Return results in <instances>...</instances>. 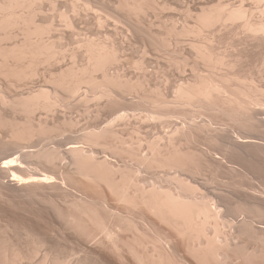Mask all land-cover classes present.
<instances>
[{
	"label": "bare ground",
	"instance_id": "6f19581e",
	"mask_svg": "<svg viewBox=\"0 0 264 264\" xmlns=\"http://www.w3.org/2000/svg\"><path fill=\"white\" fill-rule=\"evenodd\" d=\"M78 1V0H77ZM90 1V0H89ZM95 2V0H93ZM98 1V0H96ZM102 1V0H100ZM117 1V0H116ZM115 1V2H116ZM123 1V0H122ZM145 2V0H143ZM153 1V0H152ZM162 1V0H161ZM176 1V0H175ZM179 3L181 2V5H183V9L184 7H186L185 11L187 12V15H191L190 13L192 9L196 8L197 10V17L195 16V26H193L194 28L192 29V27L189 26H185L187 29H185L183 27V30H181L182 32L179 31H175V29H173L174 31H170V33H177L178 36L179 33H183L182 36L189 34H203V31L205 30H216L215 28H219L221 25L224 26V28H221V31H223L225 28L227 29L228 24H231V26L233 24L237 25L236 23H239L238 25V30L236 33H238L239 30H242L243 32L246 33V35L248 36V38L246 39V35H245V39L244 37V33H243V39L240 42H244L245 40H247L249 42L250 39V47L253 46L254 47V51L256 48V51L258 50V48H260L261 50L264 47V0H192L190 2H186V0H177ZM188 1V0H187ZM246 1H249V3L256 5L255 7L257 9H253V12L255 10H258L257 12L260 14H254V15H258V18L255 16L253 17V12L251 14L252 10L249 6L248 8H246L244 6V4H247ZM44 2V0H0V30L4 31V35L3 37L0 36V42L1 39L2 41L5 40V38H11L13 37L15 34L13 33V29H17V28H21L24 31V35L26 36V40H23V44L21 43L20 46H14V48H7L1 46L0 47V56H2L1 59H3L1 62V68H0V75L3 77H6V80L11 79H19V80H25V79H31V77L34 76V78L37 76H41L37 75V71H39V67L37 66L38 64H46V63H50V61H56L57 57H59V55L57 54V52L59 53V51L56 49H54V43L50 44L47 41L44 40V35H47L48 31L51 29L50 27H42L40 24V26H38V23L36 24L34 21L35 16H32V13L30 17L26 16L23 9L24 8H30L33 5H37L38 3H42ZM133 2V0H132ZM128 0L123 1V5L125 7H127L129 9L130 12H133V14L137 11V12H147L145 10V6H142L140 2V4H136L134 2V4ZM71 3V2H70ZM76 3V2H75ZM85 3V2H84ZM104 3V1H103ZM132 3V4H131ZM161 3V2H160ZM174 3V2H173ZM45 4V3H44ZM48 4V3H47ZM90 4V3H89ZM97 4V3H96ZM101 4V2H100ZM99 4V5H100ZM105 4V3H104ZM111 4V3H110ZM113 4V3H112ZM115 4V3H114ZM144 4V3H143ZM170 4V3H169ZM176 4V3H175ZM178 4V3H177ZM72 5V4H71ZM84 5V4H83ZM82 5V6H83ZM94 5V4H93ZM146 5V4H145ZM154 5V4H153ZM157 5V4H156ZM162 5V4H161ZM167 6H169L168 4H166ZM165 5V6H166ZM180 5V6H181ZM53 6V4L51 5ZM60 6V5H59ZM73 6V5H72ZM78 6V5H76ZM92 6V5H91ZM96 6V5H95ZM106 6V5H105ZM164 6V7H165ZM166 6V7H167ZM37 7V6H36ZM39 7V6H38ZM87 9H91L92 8H88ZM153 7V6H152ZM159 7V5L157 6ZM181 7V9H182ZM42 8V7H41ZM48 8V7H47ZM73 8V7H71ZM97 8V7H95ZM102 8V7H100ZM109 8V7H108ZM117 6L115 7L116 10ZM126 8V9H127ZM170 8V7H169ZM31 9V8H30ZM45 9V8H44ZM73 9H76V7L74 6ZM121 9V8H120ZM159 9V8H158ZM172 9V8H171ZM175 9V8H174ZM33 15L35 14V12H37V10H39V8H36L34 10V8L32 9ZM79 10V7H78ZM83 10V8L81 9ZM108 10V9H106ZM157 10V9H156ZM163 10V9H162ZM167 10V9H166ZM26 11V10H25ZM42 11V10H40ZM74 11V10H73ZM72 11V12H73ZM87 11V10H86ZM105 10H103L104 12ZM117 11V10H116ZM122 10H120L119 12L121 13ZM28 12V11H27ZM26 12V13H27ZM75 12V11H74ZM95 12V10L93 11ZM92 14L94 16H97V12ZM108 12V11H107ZM118 12V13H119ZM150 12V11H149ZM159 12V11H158ZM157 12V13H158ZM161 12V9H160ZM169 12V11H168ZM176 12V11H175ZM185 12V13H186ZM195 12V10H194ZM29 13V12H28ZM27 13V14H28ZM39 13V12H38ZM41 13V12H40ZM59 13V12H58ZM64 13V12H63ZM62 13V14H63ZM79 13V12H78ZM86 13V12H85ZM84 13V14H85ZM128 13V12H127ZM174 13V12H173ZM182 13V14H185ZM37 14V13H36ZM61 14V15H62ZM65 14V13H64ZM73 14V13H71ZM82 14V12H81ZM106 14V13H104ZM103 14V15H104ZM115 14V12L113 13ZM123 14V13H122ZM126 14V13H125ZM123 14V15H125ZM141 14V13H140ZM144 14V13H143ZM148 14V13H147ZM169 14V13H167ZM196 14V13H195ZM194 14V15H195ZM40 15V14H38ZM44 15V14H43ZM57 15V14H56ZM112 15V14H111ZM129 15V14H128ZM136 15V13H135ZM139 15V13H138ZM146 15V13H145ZM150 15V13H149ZM156 15V13H155ZM154 15V16H155ZM188 15V16H189ZM41 16V15H40ZM45 16V15H44ZM66 16V14H65ZM68 16V15H67ZM81 16V15H80ZM102 16V13H101ZM113 16V15H112ZM160 16V15H159ZM162 16V15H161ZM175 16V15H174ZM185 16V15H184ZM187 16V17H188ZM260 16V17H259ZM64 16H62L61 21H63ZM79 17V16H78ZM105 17V15H104ZM114 17L116 18L117 16L114 15ZM125 17V16H123ZM122 17V18H123ZM149 17V16H148ZM168 17V16H167ZM176 17V16H175ZM181 17V16H180ZM48 18V17H47ZM60 18V15H59ZM71 18V17H70ZM88 18V17H86ZM97 18V17H96ZM106 18V17H105ZM130 18V17H128ZM135 18V17H134ZM137 18V16H136ZM145 18V16H144ZM143 18V19H144ZM172 17H170L169 19H171ZM177 18V17H176ZM44 19V18H43ZM46 19V17H45ZM44 19V20H45ZM66 19V18H65ZM81 19V18H80ZM91 19V18H89ZM88 19V20H89ZM99 18H97L98 20ZM110 19V18H109ZM107 19V20H109ZM119 19V17H118ZM121 19V18H120ZM119 19V20H120ZM127 19V18H126ZM131 19V18H130ZM152 19V17L149 18V20ZM163 19V18H162ZM37 20V19H36ZM49 20V19H48ZM69 20V18H68ZM67 20V21H68ZM86 20V19H85ZM101 17L98 20V23L100 24ZM125 20V19H124ZM133 20V19H132ZM139 20V19H138ZM142 20V19H141ZM148 20V19H147ZM153 20V19H152ZM150 20V22L152 21ZM168 19L165 20V26H166V21ZM173 20V19H172ZM176 20V19H175ZM179 20V19H178ZM185 19H183L184 21ZM187 20V19H186ZM192 21V17L190 19ZM43 21V20H42ZM51 21V20H50ZM49 21V22H50ZM53 21V20H52ZM82 21V20H81ZM103 21V20H101ZM112 21V20H111ZM121 21V20H120ZM123 21V19H122ZM65 22V21H64ZM85 22V21H84ZM125 22V21H124ZM132 21L128 23L130 24ZM138 22V21H137ZM149 22V21H148ZM147 22V23H148ZM149 22V23H150ZM157 22V21H156ZM186 22V21H185ZM51 23V22H50ZM49 23V24H50ZM67 23V22H65ZM77 23V22H76ZM93 23V22H91ZM97 23V22H96ZM97 23V24H98ZM116 23V22H115ZM126 23V24H128ZM160 24V22H158ZM170 23V22H169ZM172 23V22H171ZM191 23V22H190ZM194 23V22H193ZM43 24V23H42ZM46 24V23H45ZM48 24V23H47ZM78 24V23H77ZM85 24V23H84ZM98 24V26H99ZM106 24V23H105ZM122 24V23H121ZM134 24V22H133ZM136 24V23H135ZM145 24V23H144ZM152 24V23H151ZM156 24V23H155ZM174 23H172L171 26H173ZM183 24V23H182ZM185 24V23H184ZM189 24V22H188ZM52 25V24H51ZM101 29L104 25L100 24ZM108 25V24H107ZM106 25V26H107ZM119 25V24H118ZM132 25V24H131ZM168 25V23H167ZM220 25V26H219ZM226 25V27H225ZM235 25L233 27H235ZM53 26V25H52ZM73 25H71L72 30L75 29V27H73ZM114 26V25H113ZM130 26V25H129ZM134 26V25H133ZM132 26V27H133ZM136 26V25H135ZM142 26V25H141ZM140 26V27H141ZM149 26V25H148ZM159 27V25H157ZM161 26V24H160ZM163 26V25H162ZM175 26V25H174ZM184 26V25H183ZM219 26V27H218ZM63 27V26H62ZM67 27V26H66ZM65 27V28H66ZM70 27V28H71ZM120 27V26H119ZM139 24L137 28H140ZM169 27V26H168ZM177 27V25L175 26V28ZM181 27V26H180ZM69 28V27H68ZM67 28V29H68ZM69 28V29H70ZM94 28V27H93ZM92 28V29H93ZM109 28V27H108ZM115 28V27H114ZM130 28V27H129ZM143 28V27H142ZM146 28V27H145ZM151 28V27H150ZM161 28V27H160ZM230 31H232L230 28L232 27H228ZM15 29V31H16ZM21 29H17L20 30L21 32H23ZM58 29V28H57ZM99 29V28H98ZM100 29V30H101ZM110 29V28H109ZM128 29V28H127ZM134 29H136L134 27ZM133 29V30H134ZM157 29V28H156ZM155 29V30H156ZM235 29V28H234ZM48 30V31H47ZM55 30V29H54ZM53 30V31H54ZM63 30V29H62ZM76 30V29H75ZM122 30V29H120ZM119 30V31H120ZM139 30V29H138ZM145 30V29H140ZM139 30V32H140ZM147 30V29H146ZM154 30V28H153ZM159 30V29H158ZM157 30V31H158ZM167 30V29H166ZM177 30V29H176ZM212 30V31H213ZM89 31V30H88ZM91 31V30H90ZM104 31V30H103ZM109 31V30H108ZM112 31V30H110ZM115 31V30H114ZM117 31V29H116ZM135 31V30H134ZM133 31V32H134ZM156 31V33H157ZM195 31V32H194ZM213 31V32H214ZM218 31V29H217ZM219 31V36H222L223 33ZM226 31V32H225ZM224 32L227 34V30H225ZM234 31V30H233ZM240 31V32H242ZM55 32V31H54ZM74 32V31H73ZM86 32V31H85ZM124 32V31H123ZM148 32V31H147ZM146 32V33H147ZM163 32V31H162ZM165 32V31H164ZM168 32V31H167ZM193 32V33H192ZM210 32V31H209ZM221 32V33H220ZM235 32H234V36H235ZM2 33V32H1ZM15 33V32H14ZM51 33V32H50ZM81 33V32H80ZM138 33V32H137ZM135 33V34H137ZM142 33V32H141ZM150 33V31H149ZM155 33V32H154ZM153 33V34H154ZM169 33V35H170ZM186 33V34H185ZM208 33V32H207ZM216 33V32H215ZM213 33V34H215ZM229 33V32H228ZM3 34V33H2ZM54 34V33H53ZM63 34V33H62ZM77 34V33H76ZM111 34V33H110ZM124 34V33H122ZM145 34V32H144ZM159 34L160 31H159ZM165 33H163L162 35H164ZM168 34V33H167ZM176 34V35H177ZM188 34V35H189ZM197 34V35H198ZM212 34V36H214ZM222 34V35H221ZM241 34V33H240ZM13 35V36H11ZM60 35V34H59ZM114 35V34H113ZM117 35V34H115ZM126 35V34H125ZM129 35V33H128ZM143 35V34H142ZM175 35V36H176ZM197 35L196 38L198 37ZM230 35L231 34H227ZM34 36L39 37V39L37 38L33 40V38H35ZM81 36V35H79ZM78 36V37H79ZM106 36V35H105ZM123 36V35H122ZM132 36V35H131ZM152 36V35H151ZM194 36V35H193ZM218 35L216 34V37ZM233 36V34H232ZM17 38L19 36H16ZM23 37V36H22ZM21 37V38H22ZM42 37V38H41ZM48 37V36H47ZM83 37V36H82ZM117 37V36H116ZM121 37V36H120ZM125 37V36H124ZM145 37V36H144ZM147 37V36H146ZM153 37V36H152ZM151 37V38H152ZM157 37V36H156ZM155 37V39H156ZM173 37V36H172ZM177 37V36H176ZM175 37V38H176ZM192 37V36H191ZM189 37V38H191ZM200 37V36H199ZM239 37V36H238ZM241 37V35H240ZM4 38V39H3ZM62 38V36H61ZM60 38V40H61ZM81 38V37H80ZM84 38V37H83ZM114 38V37H113ZM126 38V37H125ZM150 38V39H151ZM160 38V37H159ZM157 38V39H159ZM166 38V36H165ZM170 38V37H168ZM186 38V37H185ZM188 38V37H187ZM193 38V37H192ZM201 38V37H200ZM214 38V39H213ZM221 38V37H220ZM237 38V37H236ZM235 38V40H236ZM48 39V38H47ZM51 39V38H50ZM59 38H57L58 40ZM65 39V38H64ZM70 39V38H69ZM86 39H89V37H86ZM92 39V38H91ZM106 39V38H104ZM103 39V40H104ZM115 39V38H114ZM123 39V38H122ZM149 39V38H148ZM149 39V40H150ZM155 39H152L153 42ZM178 39V37H177ZM183 39V37H182ZM213 41L215 40V37H212ZM240 39V38H238ZM237 39V40H238ZM17 40V39H16ZM94 39H92L93 41ZM98 40V39H96ZM101 40V39H100ZM102 40V41H103ZM161 40H163L161 38ZM170 40V39H169ZM200 40V39H199ZM204 40V39H203ZM236 40V42H237ZM11 41V40H10ZM13 41V40H12ZM25 41V42H24ZM82 41V40H81ZM79 41V42H81ZM84 41V40H83ZM82 41V42H83ZM86 41V40H85ZM84 41V42H85ZM105 41V40H104ZM103 41V42H104ZM113 41V40H112ZM117 41V40H116ZM121 41V40H120ZM151 41V40H150ZM159 41V40H158ZM165 41V40H164ZM184 41V40H183ZM195 41V40H194ZM208 41V40H207ZM222 41V40H221ZM245 41V42H247ZM6 42V41H5ZM21 42V41H20ZM89 42V43H88ZM86 42V45L84 43L83 47L85 46L86 51L89 53L87 54V52L85 51V55L87 56L89 61L88 64L84 65V67L79 65L77 66V64H73L72 68L70 66L71 69L69 70H64L62 71L60 69V74L58 73L57 77H55V79L53 80L54 84L57 86V88H61L64 92V94L66 95L68 93V97H66V99H76L77 97H80L82 99H80L79 102H86L88 103V96L86 94H82L85 96V98L82 97V95L78 96L80 94V91L82 89H84L83 87L85 86L86 88H89L91 91L90 93H92V99L93 101H95L94 99H96L98 101V103H102V101H104L103 103H105V101H107L106 97H109L111 94V96L108 98L109 99V105L112 103L113 101L116 102L119 100L118 95L120 96L119 93H124L123 91L120 90H124L127 87H123V82H122V78L118 75H115V73H113L115 76H113L110 72L111 69L110 67H113L112 65H115L116 63H118L119 60V51L113 47L112 45H107L106 43H90V41ZM98 42V41H97ZM130 42V41H129ZM143 42V41H142ZM152 42V41H151ZM152 42L151 46L154 44ZM157 42V41H156ZM161 42V41H160ZM159 42V43H160ZM178 42V41H177ZM198 42V41H196ZM211 40H209L210 44H213L214 42H212ZM244 42V43H245ZM57 43V42H56ZM68 43V42H67ZM70 43V42H69ZM74 43V42H73ZM88 43V44H87ZM159 47L163 44H159ZM163 43V42H162ZM170 43V41H169ZM176 43V42H174ZM186 42H184L185 44ZM188 43V42H187ZM193 43V42H192ZM191 43V44H192ZM200 43V42H199ZM207 43V42H205ZM10 44V43H9ZM13 44V43H12ZM60 44V41H59ZM81 44V43H80ZM83 44V43H82ZM81 44V45H82ZM125 44V43H124ZM130 44V43H129ZM156 44V43H155ZM168 44V41H167ZM166 44V46H168ZM189 44V43H188ZM241 43H239L240 45ZM247 44V43H245ZM6 45V44H5ZM80 45V46H81ZM119 45V44H118ZM121 45V44H120ZM131 45V44H130ZM175 45V44H174ZM186 45V44H185ZM214 45V44H213ZM220 45V44H219ZM238 45V43L236 44V46ZM75 46V45H74ZM165 46V47H166ZM180 46V44H179ZM195 46V44L193 45V47ZM198 46V45H197ZM218 46V45H217ZM248 46V45H247ZM248 46V48H249ZM56 47V46H55ZM82 47V46H81ZM88 49H87V48ZM122 47V46H121ZM126 47V46H125ZM145 47V46H144ZM158 47V46H157ZM169 47V46H168ZM172 47V46H171ZM183 47V46H182ZM190 47V46H189ZM192 47V48H193ZM196 47V46H195ZM243 47V44H242ZM240 47V49L242 48ZM246 47V46H244ZM243 47V48H244ZM5 48V49H4ZM76 48V47H75ZM161 48V47H160ZM164 48V46H163ZM170 48V47H169ZM168 48V49H169ZM213 48V47H212ZM210 47L207 46H202L199 45L197 48H195L196 55L199 58V61L201 60L202 63L206 64L207 67L209 66V68L211 69L212 72H215L217 70L218 67L222 66V68L227 65L230 64L229 61H227V59L225 60V56L223 55V57H221L220 55L218 56L217 54H215L214 50ZM58 49V48H57ZM61 49V48H60ZM73 49V48H72ZM79 49V47H78ZM77 49V50H78ZM177 49V48H175ZM237 49V47H236ZM239 49V47H238ZM239 49V51H240ZM245 49V48H244ZM252 49V48H251ZM259 49V50H260ZM5 50V51H4ZM82 50V49H81ZM171 50V49H170ZM243 51V49H241ZM252 50V51H253ZM260 50V51H261ZM264 50V49H263ZM67 51V50H66ZM128 51V50H127ZM142 51V50H141ZM146 51V50H145ZM163 51V49H162ZM182 51V50H181ZM186 51V50H184ZM184 51L183 54L185 53ZM188 51V50H187ZM193 51V49H192ZM237 51V50H236ZM241 51V52H242ZM250 51V49L248 50V52ZM250 51V52H252ZM255 51V52H256ZM61 52V51H60ZM65 52V51H64ZM70 52V51H69ZM72 52V51H71ZM77 52V51H76ZM122 52V51H121ZM175 52V51H174ZM178 52V51H177ZM195 52V51H194ZM238 52V51H237ZM236 52V54H237ZM244 52V51H243ZM242 52V53H243ZM246 52V51H245ZM258 52V51H257ZM256 52V53H257ZM123 53V52H122ZM125 53V52H124ZM132 53V52H131ZM136 53V52H135ZM134 53V54H135ZM160 53V52H159ZM189 53V52H188ZM227 53V52H226ZM235 53V51H234ZM62 54V53H61ZM67 54V53H66ZM71 54V53H70ZM73 54V53H72ZM81 54V53H80ZM178 54V53H177ZM176 54V55H177ZM195 54V53H194ZM235 54V55H236ZM238 54L240 55V53L238 52ZM124 55V54H123ZM122 55V56H123ZM140 55V54H139ZM148 55V54H145ZM144 55V56H145ZM242 55V54H241ZM240 55V56H241ZM260 55H264V53ZM57 56V57H56ZM65 56V55H64ZM71 56V55H70ZM81 56V55H79ZM83 56V57H84ZM127 56V55H126ZM131 56V55H130ZM143 56V55H142ZM160 56V55H158ZM184 56V55H183ZM231 56V55H230ZM239 56V57H240ZM56 57V58H55ZM135 57V56H134ZM167 57V56H166ZM185 57V56H184ZM75 58V55H74ZM73 58V59H74ZM121 58V56H120ZM168 58V57H167ZM172 58V57H171ZM174 58V57H173ZM186 58V57H185ZM196 58V57H195ZM228 58V57H227ZM237 58V60H236ZM235 58L236 61H238V56ZM241 58V57H240ZM246 58V57H245ZM54 59V60H53ZM63 59V58H62ZM145 59V58H143ZM157 59V58H156ZM169 59V58H168ZM193 59V58H192ZM230 59V58H229ZM264 59V58H263ZM26 60V63L29 61V63L24 64V62L19 63L18 61H23ZM28 60V61H27ZM59 59H57L58 61ZM67 60V59H66ZM77 60V59H76ZM82 60V59H81ZM85 60V59H84ZM197 60V59H196ZM232 60V58L230 59ZM234 60V59H233ZM232 60L231 63H233L234 61ZM17 61V62H16ZM54 62L57 63L58 62ZM71 61V58H70ZM145 61V60H144ZM147 61V60H146ZM154 61V60H153ZM165 61V60H164ZM180 61V60H179ZM184 61V60H183ZM191 61V60H190ZM200 61V62H201ZM264 63V60H262ZM16 62V63H15ZM75 62V60H74ZM82 62V61H80ZM84 62V61H83ZM125 62V61H124ZM143 62V61H142ZM172 62V61H171ZM227 63V65H224V63ZM240 62V61H239ZM19 63V64H17ZM22 63L24 65H22ZM77 63V62H76ZM127 63V62H126ZM167 63V62H166ZM174 63V61H173ZM182 63V61L180 62ZM225 63V64H226ZM235 63V62H234ZM238 63V62H237ZM235 63V64H237ZM43 64V65H44ZM51 64V63H50ZM65 64V63H64ZM82 64V63H81ZM121 64V63H120ZM130 64V63H129ZM136 66L138 63H135ZM145 64V63H143ZM149 64V62H148ZM178 64V63H177ZM183 64V63H182ZM21 65V66H20ZM67 65V64H66ZM140 65L142 66L141 62ZM147 65V64H146ZM153 65V64H152ZM176 65V64H175ZM195 65V64H194ZM233 65V64H232ZM239 65V64H237ZM27 66V67H26ZM42 66V65H39ZM45 66V65H44ZM47 66V65H46ZM49 66V65H48ZM56 66V65H55ZM59 66V65H58ZM61 66V65H60ZM116 66H119L116 65ZM170 66V65H169ZM178 66V65H177ZM183 66V65H182ZM188 66V63H187ZM197 66V65H196ZM236 65H233V67ZM247 66V65H246ZM263 64L261 63L262 67ZM38 67V70L37 68ZM43 67V66H42ZM54 67V66H53ZM145 67V66H144ZM149 67V66H148ZM164 67V66H163ZM171 67V66H170ZM174 68V66H172ZM180 67V66H179ZM178 67V69H179ZM222 68H218L222 69V72H219L221 74H218L219 80H215L214 78H216L218 75L216 71V73H211L215 74L212 75L213 77H206V76H199L200 74H198L199 77H196V80H191L188 81V84H186V86H184L185 84L182 83V85H180V83L178 85H180L181 87H178L179 91H177V95L174 96L176 98V100L178 102H182L187 103V104H200V106L202 105V107H204L205 109H207V112L209 113H220L221 116L225 117L227 119V121H222L224 125L227 127H231L230 129L233 130V128L236 126L240 127L243 130H239V132L235 133L234 131L231 133V130L229 129H220L219 131H226L223 133H217L218 131H216V135L214 132V125L216 123H213L212 121L214 119H212L211 121H209L207 124L205 122L204 125H200L198 124L195 120L194 123H192V125H190L191 123H186V125L183 124H178L175 125L174 124V128L175 126H177L175 128V130L173 131L174 128H170L172 129L171 131H167V132H171V135H168L167 138L165 136H159V138L154 139L152 142H150V146L148 144V146L150 147V153L147 151L146 153H148L149 156H147V154L145 153L146 157H144L145 155H143L142 157H140V152L136 153L139 155H135L136 159L138 158L139 163H141L143 166H147V170L150 168L151 173H154L153 171H156L157 167L158 171H160V168H164V170H168V175L170 174V172H174V174L172 173L171 175H174V177H170L171 175H169L168 180H170L168 183L171 184L174 180L175 181V188H171V186L169 185L170 188H164L167 187L168 184L166 185V182L162 183L160 180L157 181L160 182L162 184V186H160L161 184H159V186L161 188H158L157 185H150L147 186L150 189L147 190V188L145 189V186L143 187L141 184L139 183V181H137L136 179V172L132 170V173L130 172L129 174L125 173V171H128V168L123 166L122 167H118L117 169L112 168V166L114 167V165H110V161L109 158L104 157L105 155L104 152L100 155L99 152V157H97L98 155L96 154V150L95 148H99L102 147L103 148H108L106 147L107 145L109 146V144L107 143L108 141H106V138L109 137L110 135H113V132H116L119 130V128H115L118 124L115 123H119L121 126L122 122L123 123H128V121H131V119H137V117L135 118H130L131 114L130 113H125L122 109V111L124 113H122L120 110L119 111V115H118V111L115 112L114 115H110L109 118H111L113 116L112 119H114V121H111L108 118V122H111V124H107L105 123V125H109L108 127L105 126L101 131H94L91 130L89 131V133L84 134L85 132H83L82 134H74L73 136H71L70 140H64L63 139V143L64 141H66L64 143V145L61 146L60 141H58L60 143V146L57 148L55 147H44L41 148L40 150L34 151L31 150L30 147H26L23 145V142L25 140H27L29 137L35 135L37 133V135L40 133V135L44 134V128L42 127V123L40 125H34V119L32 120L33 122H31L34 126H38L39 127V131L38 129L35 130L37 127H35V129L33 127L29 126L28 127H24V125L22 127H19L18 124L16 123L18 121H16L15 119L17 118H11L13 121H16L15 126L11 124V128H12V132H11V138L12 140L9 141L8 143H5L3 140H5V138H3V140L0 142V205L1 202L6 201L8 202H12L13 199L18 198L20 200H25L23 201L25 202H30V201H35L37 202V200L39 201L38 204L40 203V201L42 202H46L45 198L47 197V193L48 192H54V193H66L68 191V186L69 184L74 186L76 185V187L78 186V190L84 192L82 194H85V196H78V198H73V202L72 205L70 206V210L68 209V211H64L62 210L60 207L55 206L54 204V211L52 209V211L54 212V216H55V220L57 219L58 222L60 221L61 225L63 227H65L66 229H68L70 232H72L71 238H74L77 240L75 244L77 245V249L79 250L80 257L79 259H77V261L75 262V264H129L128 260L126 258V256L129 254V256H131V260L134 259V261L132 260V262H136L137 264H176L177 260H179L181 262V264H264V233L256 230L257 228H255V223L259 218V220L263 219L264 220V190L263 192L261 189L258 190L259 188H256L255 186H253L252 182H254V179H251L253 181H250V179L248 181L251 182V185L245 187V186H240L237 183H234V180H236L235 182H237V180H240L241 178L243 179H247L248 177H250L251 175H257L256 177H259L258 174L254 171L257 170L255 167H264V99L261 100V98L264 95V88L262 87V85H260V79L258 80L259 82H256L257 80L256 77L258 76L259 78V73L257 76L255 75L254 80H248L251 78L248 77H244L238 73H235V76L232 75L234 77V79H236V81H234L233 77L230 76L229 74L226 73H233L231 71V65H229V67H231L230 69L226 67ZM237 67V66H236ZM236 67H234L232 70H234ZM260 67H258L260 69ZM45 68V67H44ZM49 68V67H48ZM51 68V67H50ZM59 68V67H58ZM66 68V67H65ZM118 68V67H116ZM115 68V69H116ZM128 68V67H127ZM126 68V69H127ZM153 68V67H152ZM54 69V68H53ZM137 69V68H136ZM141 69V67H140ZM171 69V68H170ZM181 69V68H180ZM186 69V68H185ZM199 69V68H198ZM204 69V68H203ZM45 70V69H44ZM48 70V69H47ZM113 70V69H112ZM120 70V69H118ZM124 70V69H123ZM130 70V69H129ZM133 70V69H132ZM131 70V71H132ZM135 70V69H134ZM138 70V69H137ZM157 70V69H155ZM206 70V69H205ZM224 70V71H223ZM236 70V69H235ZM261 70H263V68L260 69L259 72H261ZM127 71V70H126ZM160 71V70H159ZM176 71V70H175ZM193 71V69H192ZM210 71V72H211ZM221 71V70H220ZM231 71V72H230ZM257 71V69H256ZM264 71V70H263ZM43 72V70H42ZM45 72V71H44ZM49 72V71H48ZM102 73V76L100 78L101 81L98 80V78L96 77V74ZM117 72V69H116ZM122 72V71H121ZM143 72V71H142ZM171 72V71H170ZM179 72V70H178ZM194 72H196L194 70ZM209 72V73H210ZM258 72V71H257ZM46 73V72H45ZM55 73V72H54ZM156 75V72H154ZM158 73V72H157ZM162 73V72H161ZM177 73V72H176ZM183 73H185L183 71ZM206 73V72H205ZM48 74V73H47ZM50 74V73H49ZM121 74V73H120ZM123 74V73H122ZM140 74H142L140 72ZM139 74V75H140ZM145 74V72H144ZM148 74V72L146 73ZM145 74V75H146ZM182 74V73H181ZM196 74V73H195ZM207 74V73H206ZM223 74V75H222ZM225 74V75H224ZM237 74L239 77L242 76V78L237 79ZM249 74V73H248ZM253 74V73H252ZM36 75V76H35ZM51 75V74H50ZM125 75V74H124ZM136 75V74H135ZM144 75V76H145ZM167 75V74H166ZM174 75V74H173ZM172 75V76H173ZM197 75V74H196ZM210 75V76H211ZM263 75V72H262ZM260 75V77L262 76ZM44 76V75H43ZM122 76V75H121ZM131 76V75H130ZM143 76V75H142ZM143 76V77H144ZM148 76V75H147ZM161 76V75H160ZM163 76V75H162ZM170 76V75H169ZM184 76V75H183ZM47 77V75L45 76ZM51 77V76H50ZM123 77V76H122ZM150 77V76H149ZM157 77V76H156ZM159 77V74H158ZM166 77V76H165ZM251 77V76H250ZM252 77V78H253ZM126 78V77H125ZM138 78V77H137ZM136 78V80H137ZM155 78V77H153ZM185 78V77H184ZM246 78H248L246 80ZM264 80V77H262ZM1 79V78H0ZM10 79V80H11ZM51 79H53L51 77ZM139 79V78H138ZM144 79V78H143ZM164 79V77H163ZM162 79V80H163ZM168 79V78H167ZM187 79V78H186ZM189 79V78H188ZM192 79V78H191ZM218 79V77L216 78ZM4 80V81H6ZM36 80V79H35ZM46 80V79H45ZM142 80V79H141ZM145 80V79H144ZM142 80V82L144 81ZM147 80V79H146ZM145 80V81H146ZM154 80V79H153ZM158 80V79H156ZM166 80V78H165ZM169 80V79H168ZM167 80V81H168ZM175 80V77H174ZM262 80V79H261ZM12 81V80H11ZM18 81V80H17ZM40 81V80H39ZM128 81V80H127ZM134 80L132 79V81H128L129 82H133ZM140 81V79L138 80ZM164 81V80H163ZM178 81V80H177ZM184 81V80H183ZM193 81V82H192ZM238 82L241 83L243 85L238 86V84H233L234 82ZM243 81V82H242ZM249 84H247L248 82ZM253 81V82H251ZM13 82V81H12ZM52 80L49 81V83H51ZM52 82V84H53ZM141 82V83H142ZM190 82V83H189ZM245 82V83H244ZM9 83V82H8ZM32 83V81H31ZM46 83V82H45ZM127 84V82H125ZM165 83V82H164ZM174 83V82H173ZM254 84H258L262 87H260L259 85L256 86ZM1 84V83H0ZM7 84V83H6ZM15 84V83H14ZM13 84V85H14ZM20 84V83H18ZM136 84V83H135ZM146 84V83H145ZM148 84V83H147ZM168 82L165 85H167ZM32 85V84H31ZM41 85V86H40ZM39 86L37 85V88L34 86V91L32 90V92H26L24 93V96L26 94V96L24 97L23 95H20V99L17 98L16 99H11L10 97L7 99V97H5L6 95H4L1 91H0V105L5 106L4 108H10L8 109V111L12 110L11 112H15L14 114H18L19 112L24 113L28 116L32 115V118L36 115V113H38L39 111H48V112H53L56 108H63V106L65 105H60V103H64V100H62L63 102H60V99H62L60 96H62L60 93H62L61 89L58 95V89L56 90V94L54 93V96L56 95L57 97L59 96V98H57L55 96V98L53 99L51 97V94L49 92L48 89H44L46 86H44L43 84H40ZM43 85V88H42ZM47 85V84H46ZM54 85V86H55ZM133 85V84H131ZM130 85V86H131ZM137 85V84H136ZM139 85V84H138ZM137 85V86H138ZM141 85V84H140ZM172 85V84H171ZM170 85V86H171ZM176 85V84H175ZM237 85V86H236ZM9 86V85H8ZM27 86V84H26ZM25 86V87H26ZM52 86V87H54ZM163 86V84H162ZM169 87V85H167ZM184 86V87H182ZM113 87L115 89V87L117 88V90L119 91L118 95H117V99H115L116 94L114 93V91H117L116 89L112 92ZM135 87V86H134ZM142 87V85L140 86ZM144 87V86H143ZM148 87V86H147ZM152 87V86H151ZM260 87V88H259ZM13 88V87H12ZM11 88V89H12ZM24 88V87H23ZM22 88V89H23ZM31 88V87H30ZM119 88V89H118ZM121 88V89H120ZM132 88V86H131ZM138 88V87H137ZM161 88V86H160ZM176 88V86H175ZM7 89V88H6ZM10 89V90H11ZM20 89V87H19ZM50 89V88H49ZM52 89V88H51ZM141 89V88H139ZM154 89V88H153ZM152 89V90H153ZM177 89V88H176ZM14 90V89H13ZM16 90V89H15ZM36 90V91H35ZM88 90V89H87ZM86 90V91H87ZM134 90V89H133ZM132 90V92H133ZM145 90V89H144ZM148 90V89H146ZM145 90V92H146ZM151 90V92H153ZM162 90V89H160ZM166 90V88L164 89ZM163 90V91H164ZM18 91V90H17ZM16 91V92H17ZM21 91V90H20ZM29 91H31V89H29ZM86 91H84V93H86ZM88 91V92H89ZM127 91V90H126ZM125 91V92H126ZM129 91V90H128ZM131 91V90H130ZM157 91V90H156ZM176 92V90H174ZM173 90L171 92H174ZM55 92V90L53 91ZM82 92V91H81ZM136 92V90H135ZM140 92V91H139ZM150 92V90L148 91ZM150 92V93H151ZM167 92V91H165ZM174 92V93H175ZM115 95H114V94ZM127 93V92H126ZM159 93V92H158ZM158 93L156 95H158ZM17 94V93H16ZM28 94V95H27ZM137 93H135L136 95ZM144 94V93H142ZM149 94V93H148ZM155 94V92H154ZM166 94V93H165ZM164 94V95H165ZM173 94V93H172ZM130 95V94H129ZM134 95V94H133ZM139 95V93H138ZM163 95V94H162ZM169 95V94H168ZM171 95V94H170ZM174 95V94H173ZM260 95V96H259ZM17 96V95H16ZM67 96V95H66ZM122 96V95H121ZM120 96V98H121ZM125 96V95H123ZM122 96V97H123ZM131 96V95H130ZM141 96V95H140ZM143 96V95H142ZM146 96V94H145ZM152 96V94H151ZM262 96V97H261ZM12 97V95H11ZM64 97V96H62ZM71 97V98H69ZM113 97V101L112 98ZM127 97V96H126ZM166 97V96H165ZM260 97V98H259ZM105 98V100L103 99ZM130 98V97H128ZM138 98V97H137ZM142 97H140L141 99ZM158 98V97H157ZM11 99V100H10ZM65 99V98H64ZM65 99V101H66ZM92 99H90V101H92ZM102 99V100H101ZM116 101H115V100ZM123 99V98H122ZM126 99V98H125ZM139 99V100H140ZM145 99V98H144ZM148 99V98H146ZM150 99V98H149ZM160 99V98H159ZM166 99V98H165ZM173 99V98H172ZM67 100V101H68ZM121 100V99H120ZM152 100V98H151ZM150 100V101H151ZM11 101V102H10ZM73 101V100H72ZM89 101V103H90ZM127 101V100H126ZM130 102V100H128ZM138 101V100H137ZM143 101V99H142ZM145 101V100H144ZM149 101V102H150ZM171 101V100H170ZM169 101V102H170ZM60 102V103H59ZM77 102V100H76ZM96 102V101H95ZM2 103V104H1ZM92 103V102H91ZM119 105V102H117ZM147 103V102H146ZM167 103V102H166ZM82 104V103H81ZM95 104V103H94ZM165 103H163L164 105ZM176 104V103H175ZM68 105V104H67ZM73 105V104H72ZM79 105V104H78ZM91 105V104H89ZM106 105V104H105ZM133 105V104H132ZM154 105V104H153ZM159 105V104H158ZM162 105V104H161ZM171 105V104H170ZM173 105V104H172ZM147 106V105H146ZM151 106V105H150ZM157 106V105H156ZM166 106V105H165ZM168 106V105H167ZM177 106V105H176ZM180 106V105H179ZM186 106V105H185ZM192 106V105H191ZM195 106V105H193ZM2 107V106H1ZM67 107V106H66ZM77 107V106H76ZM87 107V105H86ZM89 107V106H88ZM93 107V106H92ZM96 107H98L96 105ZM95 107V109H96ZM100 107V106H99ZM98 107V108H99ZM102 107V106H101ZM137 107V106H136ZM153 107V106H152ZM151 107V108H152ZM159 107V106H158ZM169 107V106H168ZM182 107V105H181ZM196 107V106H195ZM60 108V110H61ZM82 108V107H81ZM97 108V109H98ZM124 108V107H123ZM188 108V107H187ZM192 108V107H191ZM3 109V108H2ZM162 109V108H161ZM164 109V108H163ZM185 109V108H184ZM202 109V108H201ZM59 110V109H58ZM57 110V112H58ZM66 110V109H64ZM86 110V109H85ZM84 110V111H85ZM94 110V109H93ZM157 110V108H156ZM183 110V109H182ZM186 110V109H185ZM5 111V110H4ZM3 111V112H4ZM97 111V110H96ZM171 111V110H170ZM194 111V110H193ZM198 111V110H197ZM66 112V111H65ZM86 112V111H85ZM84 112V114H85ZM112 112V114L114 113ZM127 112V111H126ZM155 112V111H154ZM160 112V110H159ZM163 112V111H162ZM167 112V111H166ZM165 112V113H166ZM169 112V111H168ZM196 112V111H195ZM41 113V112H40ZM39 113V114H40ZM43 113V112H42ZM54 113V112H53ZM117 113V115H116ZM157 113V112H156ZM193 113V112H191ZM203 113V112H202ZM4 114V113H3ZM7 114V113H6ZM12 114V113H11ZM35 114V115H34ZM64 114V113H63ZM129 114V116H128ZM133 114V113H132ZM136 114V113H135ZM139 114V113H138ZM200 114V113H199ZM23 115V114H22ZM21 115V116H22ZM25 115V116H26ZM38 115V114H37ZM46 115V113H45ZM49 115V114H48ZM61 115V114H60ZM58 113V117L60 116ZM97 115V113H96ZM117 117H116V116ZM134 115V114H133ZM132 115V116H133ZM146 115V114H145ZM172 115V114H171ZM202 115V114H200ZM6 116V115H5ZM3 116V117H5ZM13 116V115H11ZM17 115H14L13 117H15ZM63 117V115H61ZM67 116H69L67 114ZM87 116V115H86ZM98 116V115H97ZM114 116L116 118H114ZM144 116V115H143ZM147 116V115H146ZM157 116V114H156ZM155 116V117H156ZM160 116V115H159ZM192 116V115H191ZM209 116V115H208ZM1 117V116H0ZM8 117V116H7ZM23 117V116H22ZM27 117V116H26ZM41 117V115H40ZM39 117V118H40ZM45 117V116H44ZM72 117V116H70ZM85 117V116H84ZM91 117V115H90ZM106 117V116H105ZM128 117L130 118V120L128 119ZM141 117V116H140ZM140 117L139 120H140ZM162 117V115H161ZM197 117V116H196ZM20 118V116H19ZM19 118L17 120H19ZM46 118V117H45ZM44 118V120H45ZM50 118V117H49ZM96 118V116H95ZM100 118V116L98 117ZM153 118V117H152ZM158 118V117H157ZM156 118V119H157ZM170 118V117H169ZM183 118V117H182ZM3 118L1 117L0 119V127H7L8 124L6 123L5 120H2ZM6 119V118H5ZM23 119V118H22ZM31 120V117H28V121ZM38 119V118H37ZM54 119V118H53ZM89 119V118H88ZM102 119V118H101ZM142 119V118H141ZM160 120V118H158ZM172 119V118H171ZM179 119V118H178ZM2 120V121H1ZM7 121L9 119H6ZM26 120V119H24ZM26 120V121H27ZM47 120V119H46ZM52 120V119H49ZM58 120V118H57ZM64 120V119H63ZM62 120V121H63ZM74 120V119H73ZM78 120V119H75ZM138 120V119H137ZM136 120V121H137ZM166 120V119H165ZM168 120V119H167ZM166 120V122H167ZM173 120V119H172ZM176 120V119H175ZM27 121V122H28ZM65 121V120H64ZM79 121V120H78ZM86 121V119H85ZM93 121V120H92ZM98 121V120H97ZM101 121V120H100ZM106 121V120H105ZM143 121V120H142ZM141 121V123H142ZM145 121V120H144ZM149 121V120H147ZM158 121V120H157ZM162 121V120H161ZM159 121V122H161ZM170 121V120H169ZM180 121V120H179ZM177 121V123L179 122ZM184 121V120H182ZM192 121V120H191ZM200 121V120H199ZM198 121V122H199ZM5 122V123H4ZM9 122V121H8ZM37 124H39L38 121H36ZM43 122V121H42ZM45 122V121H44ZM54 122V120H53ZM60 122V120L58 121ZM70 122V121H69ZM90 122V121H89ZM121 122V123H120ZM140 122V121H139ZM155 121H153L154 123ZM172 122V121H171ZM220 122V121H219ZM11 123V122H10ZM21 123V122H20ZM26 123V122H24ZM23 123V124H24ZM71 126L72 127H77L79 126L78 123L72 122L71 120ZM69 123V124H70ZM84 123V122H83ZM88 123V122H87ZM95 123V122H94ZM98 123V122H97ZM113 123L115 124L114 126V131L111 130ZM125 123V124H126ZM137 122H135L136 124ZM144 123V122H143ZM148 123V122H147ZM146 123V124H147ZM158 123V122H157ZM173 123V122H172ZM204 123V122H203ZM201 123V124H203ZM213 123V124H212ZM36 124V123H35ZM57 124V123H55ZM62 124V122L60 123ZM59 124V125H60ZM86 124V123H85ZM149 124V123H148ZM233 124H235L233 126ZM245 124H248V127L245 126ZM6 125V126H5ZM47 125V122L46 124ZM54 125V123H53ZM66 124H64L65 126ZM68 125V122H67ZM82 125V124H81ZM94 125V124H93ZM102 125V124H101ZM132 125V124H131ZM154 125V124H153ZM164 125V123H163ZM162 125V127H164ZM167 125V124H166ZM165 125V126H166ZM190 125V126H187ZM212 125L213 130H209L208 127H210ZM10 126V125H9ZM8 126V127H9ZM21 126V125H20ZM63 126V127H64ZM69 126V125H68ZM100 126V124H99ZM98 126V127H99ZM119 126V125H118ZM125 126V125H124ZM128 126V124H127ZM133 126V125H132ZM136 126V125H134ZM133 126V127H134ZM159 126V125H158ZM168 126V125H167ZM166 126V127H167ZM218 126V125H217ZM224 126V127H225ZM48 127V125H47ZM53 127V126H51ZM60 126V129L63 128ZM138 127V126H136ZM148 127V126H147ZM160 126V130L164 129ZM169 127H173L170 126ZM221 127V126H220ZM219 127V128H220ZM54 130H56L55 126L53 127ZM58 128V126H57ZM69 128V127H68ZM67 128V129H68ZM79 128V127H78ZM91 128V127H90ZM101 127H99L100 129ZM110 128V129H109ZM121 128V127H120ZM126 128V126H125ZM208 128V129H207ZM219 128H216L217 130ZM222 128V127H221ZM10 129V128H8ZM7 129V130H8ZM49 129V128H48ZM73 129V128H72ZM118 129V130H116ZM132 129V128H131ZM157 129V128H155ZM167 129V128H166ZM165 129V130H166ZM205 129V130H204ZM209 134L212 132L214 133V135L212 134L209 135V141L210 143H214L217 145L224 148V152H226L227 155L219 153L220 155H212L210 154V150L209 152H207L205 149L201 148V150H197L195 149V147L192 149H187L184 148L183 146H185L184 144H189V142L192 140L193 142L196 141L198 139V136H200L199 134L202 131H206ZM215 129V130H216ZM236 131H238L236 128H234ZM1 130V129H0ZM4 130V129H3ZM62 130V129H61ZM71 130V128H70ZM84 130V129H83ZM89 130V129H88ZM146 130V129H145ZM228 130V132H227ZM245 132L241 133L240 131H244ZM5 131V130H4ZM52 131V130H51ZM59 131V130H58ZM113 131V132H112ZM162 131V130H161ZM221 131V132H222ZM230 131V132H229ZM3 132V131H2ZM6 132V131H5ZM8 132V131H7ZM39 132V133H38ZM48 132V131H47ZM138 132V131H137ZM154 132V131H153ZM166 132V131H165ZM166 132V133H167ZM1 133V132H0ZM9 133V132H8ZM52 133V132H51ZM56 133V132H55ZM70 133V132H69ZM76 133V132H75ZM112 133V134H111ZM122 133V132H121ZM135 133V132H134ZM146 133V132H145ZM162 133V132H161ZM164 133V131H163ZM199 133V134H197ZM7 134V133H6ZM4 134V135H6ZM58 134V133H57ZM131 134V133H130ZM137 134V133H135ZM133 134V135H135ZM154 134V133H153ZM168 134V133H167ZM198 136H197V135ZM10 135V133H9ZM8 135V136H9ZM36 135V136H37ZM63 135V134H62ZM160 135V134H158ZM208 136V134H206ZM51 136V135H50ZM65 136V135H64ZM117 136V135H116ZM208 136V137H209ZM6 137V136H5ZM43 137V136H42ZM58 137V136H57ZM141 137V136H140ZM145 137V136H143ZM154 137V135H153ZM166 138V141L168 139V141L166 142L165 140H163V138ZM1 138V137H0ZM34 138V137H32ZM36 138V137H35ZM39 138V136H38ZM59 138V137H58ZM62 138V136H61ZM66 138V137H65ZM119 138V137H118ZM116 137L115 140L118 139ZM123 138V137H122ZM121 138V139H122ZM30 141L31 138H29ZM37 139V138H36ZM41 139V137H40ZM55 139V138H54ZM109 139V138H108ZM140 139V138H139ZM153 139V138H152ZM50 141V139H48ZM58 140V139H57ZM111 140V139H110ZM125 140V139H123ZM40 141V140H39ZM119 141V140H118ZM128 141V140H126ZM139 141V140H138ZM165 141L163 144L162 142ZM198 141V140H197ZM201 141V140H200ZM41 142V141H40ZM53 142V140L51 141ZM49 142V143H51ZM57 142V141H56ZM132 144L133 141L131 140ZM29 143V142H28ZM27 143V144H28ZM62 143V144H63ZM83 143V144H82ZM122 143V142H121ZM124 143V141H123ZM142 143V142H141ZM140 143V145H141ZM196 143V142H194ZM25 144V143H24ZM32 144V143H31ZM40 144V143H39ZM43 144V143H42ZM58 144V143H57ZM131 144V143H130ZM129 144V145H130ZM136 144V143H135ZM144 144V143H143ZM146 144V143H145ZM37 145V144H36ZM49 145V144H48ZM47 145V146H48ZM88 147H87V146ZM147 145V144H146ZM213 145V144H212ZM211 145V146H212ZM31 146V145H30ZM55 146V145H54ZM138 146V145H137ZM147 146V147H148ZM187 146V145H186ZM189 146V145H188ZM192 146V145H191ZM204 146V145H203ZM8 147V149H6ZM111 147V146H109ZM115 147L114 145H112V148H108L111 151H113L114 153H116L117 155L119 154L120 156L124 155V153H128L130 151H128V145L124 148H113ZM127 147V151L124 150ZM139 147V146H138ZM148 147V148H149ZM96 148V149H97ZM131 148V147H129ZM137 148V147H135ZM140 148V147H139ZM142 148V147H141ZM198 148V147H197ZM215 148V147H214ZM223 148H221L223 150ZM38 149V148H37ZM199 149V148H198ZM131 150V149H130ZM139 150V149H137ZM141 150V149H140ZM206 153H203L205 152ZM216 150V149H215ZM99 151V150H98ZM97 151V153H98ZM103 150H101L102 152ZM109 151V150H108ZM146 150L143 151V153ZM219 151V150H218ZM132 152V151H131ZM135 152V151H133ZM131 153L132 155L134 153ZM215 151H212V153ZM221 152V151H220ZM223 152V153H224ZM123 153V154H122ZM135 153V154H136ZM218 153V152H217ZM214 154V153H213ZM97 155V156H96ZM109 155V154H108ZM126 155V154H125ZM119 156V157H120ZM134 156V155H133ZM135 156L133 158H135ZM225 156V157H224ZM104 157V158H101ZM111 157V156H110ZM117 157V156H115ZM227 157L230 158V160H227ZM112 158V157H111ZM122 157L118 158L119 160ZM124 158V157H123ZM130 158V157H129ZM128 159V157H127ZM125 159V160H127ZM118 160V161H119ZM123 160V159H122ZM33 161H37L39 162V166H41V164L43 165H48L50 164V167L52 165V170L51 171H43L42 169L37 170V168L39 167H34V165H32ZM114 161L115 158H114ZM128 161V160H127ZM121 162V160H120ZM130 162V161H129ZM115 163V162H113ZM123 163V162H121ZM127 163V162H126ZM35 164V163H33ZM38 164V163H37ZM35 164V165H37ZM128 164V163H127ZM137 164V161H136ZM119 165V164H115V167ZM121 165V164H120ZM126 165V164H125ZM130 165V164H129ZM141 165V166H142ZM32 166L34 168H32ZM45 166V167H46ZM128 166V165H127ZM142 166V167H143ZM41 168V167H39ZM130 168V166H129ZM135 168V167H134ZM141 168V167H139ZM146 168V167H145ZM144 168V169H145ZM155 170H154V169ZM208 168V169H207ZM255 168V169H254ZM205 169H207L205 171ZM211 169V173H209V170ZM42 170V171H41ZM45 170V169H44ZM47 170V169H46ZM143 170V169H142ZM165 170V172H166ZM220 171L219 173H222V175H226L227 174L232 178L233 184H231L234 187V190L232 192L231 189H233L232 187L226 189L227 191L230 189L231 192H218L215 191L213 188L212 189H208L205 188L203 189L202 187H207L209 186V188H211V186L209 184L214 183L216 180V176L218 177V175L215 174H219L216 172H212V171ZM140 171V170H139ZM157 171V172H158ZM176 171V172H175ZM142 172V171H141ZM149 172V170H148ZM155 173V175H153L154 177H156V175L158 173ZM163 172V170H162ZM206 172V173H205ZM141 174L140 172H137V174ZM147 173V172H146ZM204 173V174H203ZM214 173V174H213ZM225 173V174H223ZM260 173V172H259ZM264 174V172H262ZM132 174V175H131ZM148 174V173H147ZM176 174V175H175ZM189 174V177L192 176V178H194V183L189 182V180L191 179V177L189 178L188 181L187 177L186 180L183 179L182 175ZM205 174H210V180H208V176ZM214 176H213V175ZM166 175V173L164 174ZM163 178L167 179V175L164 176ZM204 175L205 177H202L203 179L206 178V176L208 177L206 179L207 182H205L203 180V182H205L203 184V182H199V180H196V178H199L200 176ZM143 175H141L142 178ZM145 176V175H144ZM161 176V175H160ZM158 174V179H161V177ZM225 176V177H226ZM140 177V176H139ZM150 177V176H149ZM160 177V178H159ZM220 177V176H219ZM218 177V178H219ZM253 177V176H252ZM153 178V179H156ZM161 180H164V179ZM170 178V179H169ZM171 178H172V182H171ZM228 178V176H227ZM230 178V180H231ZM260 178V177H259ZM139 179V178H138ZM145 179V178H144ZM150 179V178H149ZM261 179V178H260ZM262 179H264L262 177ZM157 180V179H156ZM166 180V181H168ZM219 180V179H218ZM155 181V180H154ZM165 181V180H164ZM201 183L204 186H200V184H196V183ZM142 182V181H141ZM153 182V181H152ZM156 182V181H155ZM256 182V181H255ZM260 182V181H259ZM262 182V181H261ZM260 182V183H261ZM155 183V184H157ZM208 183V184H207ZM166 186H165V185ZM207 184V185H206ZM244 184V183H243ZM263 184V183H262ZM164 185V186H163ZM224 185V184H223ZM153 186V187H152ZM218 186V185H217ZM75 187V188H76ZM214 187V186H213ZM72 189V188H71ZM102 189V190H100ZM90 190V191H89ZM92 191H101L99 193L102 194L101 197H96L99 198L98 200L94 201L90 196H93L92 194L89 196L88 193H90ZM225 190V189H222ZM229 190V191H230ZM70 192L73 191L72 193H75L74 190H69ZM78 191V192H79ZM88 192V193H87ZM115 198V202H117L116 204H120L123 205L125 208H129V210H137V211H146L144 213H148L147 216L150 214V217H152L153 219H148V217H145L142 214L141 216V223H143V227H146V231L149 230L150 232H153V239L152 241L148 242L146 241V243L143 241H140V239L137 241L136 238V243L135 244H130V242L128 243L127 241H125V239L120 238V235L114 233L110 227V218L112 216H115L118 218L117 222L123 225V223H125V227L124 229H132V227L136 226V224L132 221V220H127V217L124 218V216H122L121 214H117L115 211H113L111 208V206L109 205V202L107 199V196L110 194ZM194 193V195H192ZM196 193L199 194L201 193V196H196ZM226 193V194H225ZM53 194V193H51ZM77 193H75L76 195ZM191 194V195H190ZM68 195V194H67ZM71 195V194H70ZM98 195V194H97ZM110 195V196H111ZM45 196V197H44ZM59 196V195H56ZM63 196V195H60ZM111 196V197H112ZM50 198V196H48ZM66 197V195H65ZM76 197V196H75ZM52 198V197H51ZM50 198V199H51ZM61 198V197H59ZM58 198V199H59ZM95 198V196L93 197ZM65 199V198H64ZM69 199V198H68ZM229 199V200H228ZM17 200V199H16ZM27 200V201H26ZM49 200V199H48ZM230 200L232 203H234V205H229ZM55 201V200H54ZM71 201V200H70ZM229 201V202H228ZM17 202V201H16ZM19 202V201H18ZM17 202V203H18ZM22 202V203H23ZM28 202V203H29ZM41 202V204H42ZM15 203V202H14ZM12 203V204H14ZM32 202L29 203V205ZM35 203V202H34ZM48 203V202H47ZM51 203V202H50ZM54 203V202H53ZM52 203V204H53ZM61 203V202H60ZM64 203V200L63 202ZM66 203V202H65ZM231 203V204H232ZM16 204V203H15ZM68 204V203H67ZM66 204V205H67ZM71 204V203H69ZM118 204V205H119ZM229 206H227V205ZM4 205V204H3ZM8 205V204H7ZM28 205V204H27ZM28 205V207H29ZM32 205V204H31ZM30 205V206H31ZM37 205V204H36ZM45 204L43 203L42 206H44ZM59 205V204H58ZM9 206V205H8ZM22 206V204L20 205V207ZM24 206V204H23ZM47 206V205H45ZM50 206V205H49ZM68 206V205H67ZM3 206L1 205V208ZM14 207V206H13ZM19 207V206H18ZM122 207V206H121ZM7 208V207H6ZM32 208V206H31ZM38 208V207H37ZM52 208V207H51ZM65 208V209H66ZM8 209L11 211V213H13V211L11 209L13 208H9ZM21 209H24V207ZM26 209V208H25ZM24 209V210H25ZM22 210V211H24ZM123 210V209H122ZM16 211V210H15ZM30 211L34 212V216L38 217L40 219L41 217V212H39V214L37 212H35V210L30 209ZM37 211V210H36ZM128 212V210H126ZM9 212V211H8ZM6 210H2V213L4 214V218L7 220L6 224L9 226H17V228L19 227L20 230L22 232H26L25 237L28 238L29 242L32 243L34 246L35 245V253H39V250H42V248H46V252L43 250L41 252H43L42 254L44 255L43 258V263L41 261L42 264H64L63 262H61L63 259L60 257V253L65 252L64 247H61L62 249L59 250V247H56V244L53 245L51 243V238L49 237V232L50 229H52L55 225V220L49 219L50 221H44L46 222L43 223V225L45 224V226H42L40 224V222L38 223V221H34L32 219H29L28 217H24L23 215H14L11 213H8ZM18 212V211H17ZM29 212V210L27 211ZM31 213V212H30ZM140 213V212H139ZM33 215V214H32ZM40 215V216H39ZM43 215V214H42ZM111 215V217H109ZM29 216V214L27 215ZM36 219V218H35ZM116 219V218H115ZM133 219V218H132ZM257 219V220H255ZM4 220V219H2ZM42 220V219H41ZM45 220V219H44ZM4 221V222H5ZM138 221V220H137ZM140 221V220H139ZM3 222V221H2ZM114 222V220H113ZM264 222V221H263ZM42 223V222H41ZM137 223V222H136ZM259 223V222H258ZM138 224V223H137ZM261 224V223H260ZM258 225V224H257ZM262 225V224H261ZM57 226V225H56ZM61 226V227H62ZM112 226V225H111ZM118 225H116L117 227ZM2 227V226H1ZM52 227V228H51ZM121 227V225H120ZM124 227V225H123ZM137 227V226H136ZM6 228V225H5ZM18 228V229H19ZM113 228V227H112ZM115 228V227H114ZM263 228V227H262ZM8 228H6L7 230ZM14 229V228H13ZM259 229V228H258ZM5 230V229H4ZM8 230H11L10 228ZM7 230V231H8ZM17 230V229H16ZM19 230V231H20ZM24 230V231H23ZM64 230V229H63ZM116 230L118 231V228H116ZM121 230V228H120ZM135 230V228H134ZM133 230V231H134ZM3 231V230H2ZM1 231V232H2ZM15 231V229L13 230ZM20 231V233H21ZM137 231V229H136ZM120 232V231H119ZM4 233V232H3ZM9 233V232H8ZM14 233V232H13ZM17 233V232H16ZM68 233V232H66ZM122 233V230H121ZM137 233V232H134ZM139 233V232H138ZM1 234V233H0ZM5 234V233H4ZM100 234L102 236L100 237ZM141 233H139L140 235ZM143 234V233H142ZM141 234V235H142ZM147 234V233H146ZM3 235V234H2ZM123 235V234H121ZM137 235V236H139ZM5 236V235H4ZM17 236V234H16ZM15 236V237H16ZM144 236V235H143ZM142 236V237H143ZM148 236V235H147ZM7 238L4 240H0V264H22L26 258L28 259V255L32 252H30L29 254L27 252H24L21 248V246H18V242L16 241L17 239H15V237L12 239L8 238V236H6ZM124 237V236H123ZM1 238V237H0ZM21 238V237H20ZM66 238V236H65ZM82 238V243L80 241V239ZM135 238V237H134ZM132 237V239H134ZM145 238V237H144ZM152 238V237H149ZM242 238H247V239H253L256 240V242H260L261 245L259 246L258 249H249L248 248V241L244 244H242L240 242V239ZM2 239V238H1ZM25 239V238H24ZM23 239V240H24ZM70 239V238H69ZM84 239V240H83ZM97 240L96 245L94 246V244L91 245V243H93L92 241ZM123 239V240H122ZM128 239V238H127ZM17 242H15V241ZM27 240V239H26ZM68 240V239H67ZM246 240V239H244ZM252 240V241H253ZM131 241V240H130ZM251 241V240H249ZM23 242V241H22ZM66 242V241H65ZM87 242V244H86ZM148 242V243H147ZM256 242L252 243L255 244ZM134 243V242H133ZM241 243V244H240ZM250 243V242H249ZM29 244V243H28ZM20 245V244H19ZM30 245V244H29ZM63 245V244H62ZM65 245V244H64ZM123 245V246H122ZM149 245V246H148ZM257 245V244H255ZM151 246V248H149ZM258 246V245H257ZM254 247V246H253ZM28 248V247H27ZM26 249V248H23ZM128 253H125V251ZM59 250V251H57ZM70 250V248H69ZM38 251V252H37ZM61 251V252H60ZM67 251V248H66ZM60 252V253H59ZM62 252V254H63ZM69 253V251H68ZM74 253V252H73ZM41 254V255H42ZM61 254V255H62ZM67 254V253H66ZM126 254V255H124ZM35 255V254H34ZM39 255V254H38ZM64 255V254H63ZM70 255V254H69ZM73 255V254H72ZM77 255V253L75 254ZM79 255V254H78ZM71 256V255H70ZM74 256V255H73ZM62 260H60V258ZM68 257V256H67ZM128 257V256H127ZM64 258V257H63ZM71 258V257H70ZM128 258V259H130ZM25 259V260H24ZM24 260V261H23ZM30 260V259H29ZM33 260V259H32ZM67 260V259H66ZM65 260V261H66ZM26 262V261H25ZM33 262V261H32ZM73 262V260H72ZM71 262V263H72ZM130 262V260H129ZM179 262V263H180ZM28 263V262H27ZM34 263V262H33ZM32 263V264H33ZM37 264V262H35ZM132 264V263H130Z\"/></svg>",
	"mask_w": 264,
	"mask_h": 264
},
{
	"label": "rangeland",
	"instance_id": "374dc122",
	"mask_svg": "<svg viewBox=\"0 0 264 264\" xmlns=\"http://www.w3.org/2000/svg\"><path fill=\"white\" fill-rule=\"evenodd\" d=\"M103 1H104V3H103ZM116 0H102V1H100V0H98V1H96L95 0V2L93 1V0H44V2H42V3H38L37 5H33L32 7H30V8H24L23 9V11H24V13H25V15L26 16H28V17H30L31 16V14L30 13H32V16H35V19H34V21H36L35 23L37 24L38 22V26H42L43 28L45 27H50L51 29L48 31V33H47V35H44V40L45 41H47L48 42V40H49V42L48 43H50V44H53L54 45V49H56V52H57V50L59 51V53L57 52V54L59 55V57L60 58H58L57 56V59H59L58 61H57V59H56V61L58 62V65H57V63H54V62H56V61H50V63H46V64H44V63H40V64H38L37 66L39 67V71L40 72H38L37 71V75H40L41 74V76H36L35 78H34V76L33 77H31V79H25V80H19V79H9V80H6L5 78L6 77H3V76H1L0 75V91L4 94V95H6L5 97H7V99L10 97L11 99H16L17 100V98L18 97H20V95H23L24 96V93H26L27 91L30 93V92H32V90L34 91V86L36 87V89L38 88L37 87V85L39 86L40 84H45L44 86H46L44 89H48L49 90V92H50V94H51V97L54 99L55 98V96L57 95L56 94V90L58 89V95H59V92H60V89L61 88H57V86L54 84V82H53V80L55 79V77H57V76H55V75H57L59 72H60V69L62 70V71H66V70H69V69H71L74 65L73 64H77V66L79 65V67L80 66H82V67H84V65H86V64H88L89 62H86V61H89L88 59V57L87 56H84L86 53H85V51H86V49H85V46L83 47V45H84V43H85V45H86V42H88V41H90V43H106L107 45H112L113 47H115L118 51H119V62L118 63H116L115 65H112L113 67H110L111 69H109V70H111V74L113 75V76H115V75H118V76H120L122 79V82H123V87L125 88V87H127V88H125L124 90L122 89V90H120V91H123L124 93H119V91L117 90V88L115 87V89L117 90V91H114L115 89H114V87H113V90H112V92L114 91V93L116 94L117 92L120 94V96L122 95H125V96H121V98H120V96L118 95V93L116 94V96H115V99H117V95H118V98H119V100L118 101H116L115 99V101L116 102H114L113 101V97H111L112 98V101H113V104L111 103L110 105H109V103H107V102H109V97L112 95H110L109 97H106V99H107V101H105V103H103L104 101H102V103L100 104V103H98V101L96 100V99H94L95 101H93V97H92V93H90L91 91H89L90 89L89 88H86L85 86L83 87L84 89H82L81 91H80V94L78 95V96H80V95H82V94H86L87 96H88V98H89V100H88V103H84V102H79L80 101V99H82L81 98V96L80 97H77L76 96V99H74V97H73V99L71 98V97H69V98H71V99H66V97H68V93L65 95L64 94V92H66V91H63L62 89H61V91H62V93H60L62 96H64V97H62V96H60L62 99H60L59 98V96L57 97V98H59L60 99V102H63L62 100H64V103H60V105H65V102H67L66 103V106H63V108H61V107H59V108H56L53 112H48V111H39L38 113H36V115L32 118V115L31 116H28V115H26V114H24V113H18V114H14L13 112H11L10 110L8 111V109H10V108H4L5 106H3V105H0V116L3 118L2 120H5L6 121V123L8 124V126L7 127H0V142L3 140V138H5V140H3L5 143H8L9 141H11L12 140V138H11V132H12V126L14 125L15 126V124L16 123H19L18 124V126L19 127H22L23 125H24V127H28L29 126V124H30V126L31 127H33V124L34 125H40L41 123L43 124L42 125V127L44 128V134H43V132H42V134L40 135V133L37 135V133L35 134V135H33V136H31V137H29V138H31V140L32 141H30V139L28 138L27 140H25L24 142H23V145L24 146H26V147H30L31 148V150H34V151H37V150H40L41 148H44V147H49V148H53V147H55V148H57V145H58V147L60 146V143L58 142V141H60V142H62L63 141V139L64 140H67L68 139V141L70 140V138H71V136H73L74 134H82L83 132H85L84 134H87V133H89V131H91V130H94V131H101V129H102V126H103V128L105 127V126H109L110 124H111V122H108L107 120H108V118H109V116L110 115H114L115 114V112H117L118 110H120L122 113H130L131 114V117L130 118H135V117H137V119L135 118V119H131V121H128V123H123L122 122V125L123 126H121L119 123H115V124H118L116 127L114 126L115 124L113 123V125L112 126H110V127H112L111 128V130H113L114 131V127L115 128H119V130L118 129H116V130H118V131H116V132H113V135H110L109 137H107L106 138V141H108L107 143L109 144V146H111V147H109L108 145L106 146V147H108V148H112V145H114L115 147H113V148H117V146H118V148L120 147H122V148H124L125 147V145L127 146L128 145V151H130V152H128V153H124V155H122V156H120L119 154L117 155L116 153H114L113 151H111L110 149H108V148H103L102 147V149H101V147H99V148H95V150H96V154L98 155L99 154V152H100V155L104 152V154H102V155H105L104 157H107V158H109V160L111 159V161H110V165H114V167L112 166V168H118L119 166L120 167H122L123 168V166H126L125 167V170H126V168H128V171H125V173H127V174H129L130 172L132 173V170H133V172L135 171L136 172V174H135V176H136V179H137V181H139V183H142L141 185L144 187L145 186V189L147 188V190L148 189H150L149 187H150V185L149 184H153V185H157L158 186V188H161L160 186H162V184L160 183V182H158V183H160L161 185L159 186V184L157 183V181L158 180H160L162 183H164V182H166V185L168 184V186L167 187H164V188H170L169 187V185L171 186V188H172V186H173V188H175V181L176 180H174L173 182H172V178L174 177V175H171L172 173L174 174V172L172 171V172H170V174L169 175H171L170 177H172L171 178V184H169L170 182V180H168V177H169V175L167 174L168 173V170H166V172H165V170H164V168H160V171H158V168L159 167H157V168H155V169H157L156 171H153L154 173H151V170H150V168L148 169L149 170V172H148V170H147V166H143L141 163H139V160H138V158L136 159V156L135 155H139L140 154V157H142L143 155H145V153L148 151L149 153H150V142H152L154 139H157V138H159V136H161L162 134V136H165L166 138H167V136L168 135H171L170 133L172 132L171 130L172 129H170V128H174V124L175 125H178V124H185L186 125V123L188 124V123H191L190 125H192V123H194L195 121L198 123V124H200V125H204L205 124V122H206V124L209 122V121H211L212 119H214L215 117V119L212 121L213 123H216L214 126V128L216 129V128H219L220 126L222 127H220L218 130L216 129H214V132H215V135H216V131H218L217 133H223V132H226V131H224L225 129H230L231 127H227V126H225V123H224V125H222L223 124V122L224 121H227V119L225 118V117H223V116H221V114L220 113H214V114H212V113H209V112H207V109H205L204 107H202V105L200 106V104H197V103H194V104H187V103H185V105H184V103H182V102H178L177 100H176V98L174 97V96H176L177 95V91H179V89H178V87H181L180 85H182V83H187L188 84V81H190L191 82V80H196L197 78L196 77H199V76H206V77H213L212 75H215V74H212L211 75V73H216V71H218V68H222V66H220V67H218L217 68V70L215 71V72H212L211 71V69L209 68V66L207 67V65L206 64H204V63H202V61L200 62L199 61V58L197 57V55H196V50H195V48H197L199 45H202V46H207V47H210V45H211V48L214 50V52H215V54H217L218 56L220 55L221 57H223V55L226 57L225 58V60L227 59V61H231L232 62V60L234 59L235 60V58L238 56V61H236L237 60V58H236V60L234 61L235 63H237V64H239V65H237V64H235L234 62L233 63H231L230 62V64L229 65H231V67H229V65H227L228 64V62L225 64L224 63V65H227L226 67H227V70H228V68L230 69L231 68V71L233 72V71H235V73H238V74H240V75H242L243 76V78L244 77H248V78H251V79H248V78H246V80L248 79V80H254V77H255V75L257 76L259 73H261V74H259V78H258V76L256 77V79L255 80H257L256 82H259L258 80L260 79V82L259 83H261L260 85H262V87L264 88V80H263V78L262 77H264V63H263V61L262 60H264L263 58H264V55L262 56V55H260V52H261V54L262 53H264V47H263V49L261 50L260 48H258V52L256 51V48H255V51L257 52H255L253 49H254V47L253 46H249L251 43V41H250V39H249V42L247 41V40H245V41H247V42H245V43H247V44H245L244 42L242 43V42H240L243 38L245 39V35H246V33L245 32H243L242 30H239L238 31V33H236L237 32V28H238V25H239V23H236L237 25H235V24H233L232 26H231V24H228V26H227V29H228V31H227V34H231V37H230V35H227L225 32V30H227L226 28L223 30V31H221V28L223 27L224 28V26H218L219 28H215L216 30L214 31L213 29V31L212 30H205V31H203V34L201 33V34H187V35H184V36H182L183 35V33H179V35L180 36H178V32L177 31H179V32H182L181 30H183V27L185 28V29H187L186 27L187 26H189V27H192V29L194 28L193 26H195L196 24H195V16L197 17V13L199 12V10H198V12H197V10H196V8H194V9H192L191 10V12L192 13H190L191 15H187V12L185 11L186 9V7H184V9H183V5H181V2L179 3L177 0L175 1V0H145V2L143 1V0H133V2H132V0H131V2L134 4V2L138 5V4H140V2H143V3H141L142 4V6H145L146 8H145V10L147 11V12H135L136 13V15H135V13L133 14V12H130L129 11V9L127 8V7H125L124 5H123V1H125V0H117L116 2H115ZM128 1H130V0H128ZM190 1H192V0H186V2L188 3V2H190ZM195 1V0H194ZM197 1V0H196ZM71 2V3H70ZM76 2V3H75ZM85 2V3H84ZM100 2H101V4H100ZM161 2V3H160ZM174 2V3H173ZM45 3V4H44ZM48 3V4H47ZM90 3V4H89ZM97 3V4H96ZM111 3V4H110ZM113 3V4H112ZM115 3V4H114ZM131 3V4H132ZM170 3V4H169ZM176 3V4H175ZM178 3V4H177ZM246 3L247 4H244V6L246 7V8H248V6H249V9H247V10H250V8L252 9V10H250L251 11V14H252V12H253V10L254 9H257L255 6L256 5H254V4H251V3H249V1H246ZM53 4V6H51ZM73 6H72V5ZM84 4V5H83ZM94 4V5H93ZM100 4V5H99ZM146 4V5H145ZM154 4V5H153ZM157 4V5H156ZM162 4V5H161ZM166 4H168L169 6H167ZM60 5V6H59ZM76 5H78V6H76ZM83 5V6H82ZM92 5V6H91ZM96 5V6H95ZM106 5V6H105ZM159 5V7H157ZM167 7H166V6ZM181 5V6H180ZM250 5H252V6H254V7H252V6H250ZM37 6V7H36ZM39 6V7H38ZM74 6L76 7V9H73L74 8ZM85 6H88V8L90 7V8H92V10L91 9H87V7H85ZM117 6V8H116V10H115V7ZM153 6V7H152ZM165 6V7H164ZM42 7V8H41ZM48 7V8H47ZM71 7H73V8H71ZM78 7H79V10H78ZM95 7H97V8H95ZM100 7H102V8H100ZM109 7V8H108ZM170 7V8H169ZM181 7H182V9H181ZM34 8V10L36 9V8H39V10H37V12H35V14L33 15V9ZM45 8V9H44ZM83 8V10H81ZM121 8V9H120ZM127 8V9H126ZM159 8V9H158ZM172 8V9H171ZM175 8V9H174ZM254 8V9H253ZM106 9H108V10H106ZM157 9V10H156ZM160 9H161V12H160ZM163 9V10H162ZM167 9V10H166ZM26 10V11H25ZM40 10H42V11H40ZM75 12H74V11ZM87 10V11H86ZM95 10V12H97V10H98V12H97V16H94L93 14H92V12ZM103 10H105L104 12H103ZM120 10H122L121 11V13L119 12ZM194 10H195V12H194ZM29 13H28V12ZM73 11V12H72ZM108 11V12H107ZM150 11V12H149ZM159 11V12H158ZM169 11V12H168ZM176 11V12H175ZM256 12L258 11V10H255ZM253 12V17H257L258 18V15H254V14H256V12ZM28 14H27V13ZM39 12V13H38ZM41 12V13H40ZM59 12V13H58ZM66 14V16H65V14ZM79 12V13H78ZM81 12H82V14H81ZM86 12V13H85ZM95 12H93V13H95ZM115 12V14H113ZM119 12V13H118ZM128 12V13H127ZM158 12V13H157ZM174 12V13H173ZM186 12V13H185ZM37 13V14H36ZM63 13V14H62ZM71 13H73V14H71ZM85 13V14H84ZM101 13H102V16H101ZM104 13H106V14H104ZM125 14V15H123V14ZM138 13H139V15H138ZM141 13V14H140ZM145 13H146V15H145ZM148 13V14H147ZM149 13H150V15H149ZM155 13H156V15H155ZM167 13H169V14H167ZM182 13H185V14H182ZM196 13V14H195ZM38 14H40V15H38ZM45 16H44V15ZM57 14V15H56ZM62 14V15H61ZM105 15V17H104V15ZM113 16H112V15ZM129 14V15H128ZM195 14V15H194ZM257 14H259L258 12H257ZM30 15V16H29ZM59 15H60V18H59ZM68 15V16H67ZM81 15V16H80ZM114 15H116L117 17L115 18L114 17ZM155 15V16H154ZM160 15V16H159ZM162 15V16H161ZM177 17H175V16ZM185 15V16H184ZM260 15V14H259ZM62 16H64L63 18V21H61V19H62ZM79 16V17H78ZM123 16H125V17H123ZM136 16H137V18H136ZM144 16H145V18H144ZM149 16V17H148ZM168 16V17H167ZM181 16V17H180ZM188 16V17H187ZM45 17H46V19H45ZM48 17V18H47ZM71 17V18H70ZM86 17H88V18H86ZM99 18L100 19V17H101V20H103V21H101L100 20V24H103L104 23V25L105 26H103L102 27V29H101V25L98 23V20H97V18ZM118 17H119V19L121 20H119L118 19ZM123 17V18H122ZM128 17H130V18H128ZM135 17V18H134ZM150 17H152V19H150V20H152L151 22H150V20H149V18ZM170 17H172L171 19H169ZM191 17H192V21L190 20L191 19ZM260 17V16H259ZM45 20H44V19ZM68 18H69V20H68ZM81 18V19H80ZM89 18H91V19H89ZM110 18V19H109ZM127 18V19H126ZM144 18V19H143ZM163 18V19H162ZM37 19V20H36ZM49 19V20H48ZM86 19V20H85ZM89 19V20H88ZM107 19H109V20H107ZM122 19H123V21H122ZM125 19V20H124ZM133 19V20H132ZM139 19V20H138ZM142 19V20H141ZM148 19V20H147ZM166 19H168L166 22L168 23V25H167V23H166V26H165V20ZM173 19V20H172ZM176 19V20H175ZM179 19V20H178ZM183 19H185L184 21H183ZM187 19V20H186ZM43 20V21H42ZM51 20V21H50ZM53 20V21H52ZM68 20V21H67ZM82 20V21H81ZM112 20V21H111ZM128 20H129V22L130 21H132L130 24L128 23ZM195 20V21H194ZM51 23H50V22ZM67 22V23H65V22ZM85 21V22H84ZM125 21V22H124ZM138 21V22H137ZM150 23H149V22ZM157 21V22H156ZM186 21V22H185ZM78 24H77V23ZM91 22H93V23H91ZM99 24V26H98V24ZM116 22V23H115ZM133 22H134V24H133ZM148 22V23H147ZM158 22H160V24H161V26H160V24L158 23ZM170 22V23H169ZM174 23L173 24V26H171L172 25V23ZM188 22H189V24H188ZM191 22V23H190ZM194 22V23H193ZM43 23V24H42ZM46 23V24H45ZM48 23V24H47ZM50 23V24H49ZM85 23V24H84ZM106 23V24H105ZM122 23V24H121ZM126 23H128V24H126ZM136 23V24H135ZM145 23V24H144ZM152 23V24H151ZM156 23V24H155ZM183 23V24H182ZM185 23V24H184ZM40 24V25H39ZM53 26H52V25ZM74 24V26L73 27H75V29L74 30H72L71 31V29H72V27H71V25H73ZM108 24V25H107ZM119 24V25H118ZM132 24V25H131ZM138 24H139V27L140 28H137L138 27ZM107 25V26H106ZM114 25V26H113ZM130 25V26H129ZM134 25V26H133ZM136 25V26H135ZM149 25V26H148ZM157 25H159V27L157 26ZM163 25V26H162ZM177 25V27L175 28V26ZM184 25V26H183ZM235 25V27H233ZM40 26V27H41ZM63 26V27H62ZM67 26V27H66ZM120 26V27H119ZM133 26V27H132ZM169 26V27H168ZM181 26V27H180ZM186 26V27H185ZM66 27V28H65ZM70 29H69V28ZM94 27V28H93ZM110 29H109V28ZM115 27V28H114ZM130 27V28H129ZM134 27L136 28V29H134ZM143 27V28H142ZM146 27V28H145ZM151 27V28H150ZM161 27V28H160ZM225 27H226V25H225ZM228 27H232V28H230L232 31H230L229 30V28ZM58 28V29H57ZM68 28V29H67ZM93 28V29H92ZM99 28V29H98ZM128 28V29H127ZM153 28H154V30H153ZM157 28V29H156ZM235 28V29H234ZM16 29V28H15ZM15 29H13L12 31H13V33L12 34H15L14 36L13 35H11V36H13V37H9L8 39L7 38H5V40H3L2 41V39H1V42H0V47L1 46H3V47H6L7 48V50H8V48H14V46L16 45V46H20V44L23 42V40L26 38V34L24 35V31L21 29V28H17V29H21L23 32H21L20 30H18L17 31V29H16V31H15ZM47 29V28H46ZM55 29V30H54ZM63 29V30H62ZM101 29V30H100ZM116 29H117V31H116ZM120 29H122V30H120ZM135 31H134V30ZM140 29H145V30H140V32H139V30ZM147 29V30H146ZM156 29V30H155ZM159 29V30H158ZM167 29V30H166ZM173 29H175V31L177 32L176 34L175 33H170V31H174ZM177 29V30H176ZM217 29H218V31H217ZM55 32H54V31ZM89 30V31H88ZM91 30V31H90ZM104 30V31H103ZM109 30V31H108ZM110 30H112V31H110ZM115 30V31H114ZM120 30V31H119ZM158 30V31H157ZM234 30V31H233ZM74 31V32H73ZM86 31V32H85ZM124 31V32H123ZM134 31V32H133ZM148 31V32H147ZM149 31H150V33H149ZM156 31H157V33H156ZM159 31H160V33L161 34H159ZM163 31V32H162ZM165 31V32H164ZM168 31V32H167ZM210 31V32H209ZM219 31H221L222 33H223V35L222 36H219L220 34H219ZM225 31V32H224ZM236 31V32H235ZM240 31H242V32H240ZM3 34H2V33ZM15 32V33H14ZM51 32V33H50ZM81 32V33H80ZM138 32V33H137ZM142 32V33H141ZM144 32H145V34H144ZM147 32V33H146ZM155 32V33H154ZM195 32V31H194ZM208 32V33H207ZM216 32V33H215ZM220 32V33H221ZM229 32V33H228ZM234 32H235V36H234ZM54 33V34H53ZM63 33V34H62ZM77 33V34H76ZM111 33V34H110ZM122 33H124V34H122ZM128 33H129V35H128ZM135 33H137V34H135ZM154 33V34H153ZM163 33H165L164 35H162ZM168 33V34H167ZM169 33H170V35H169ZM193 33V32H192ZM213 33H215V34H213ZM241 33V34H240ZM243 33H244V37H243ZM60 34V35H59ZM114 34V35H113ZM115 34H117V35H115ZM126 34V35H125ZM143 34V35H142ZM186 34V33H185ZM212 34L214 35V36H212ZM216 34L218 35L217 37H216ZM232 34H233V36H232ZM3 35H4V31H2V30H0V36H2L3 37ZM79 35H81V36H79ZM106 35V36H105ZM123 35V36H122ZM132 35V36H131ZM153 37H152V36ZM178 37V39H177V37ZM194 35V36H193ZM195 35H197L198 37L196 38V36ZM240 35H241V37H240ZM16 36H19L18 38L16 37ZM23 36V37H22ZM48 36V37H47ZM61 36H62V38H61ZM79 36V37H78ZM84 38H83V37ZM117 36V37H116ZM121 36V37H120ZM126 38H125V37ZM145 36V37H144ZM147 36V37H146ZM157 36V37H156ZM165 36H166V38H165ZM173 36V37H172ZM193 38H192V37ZM201 38H200V37ZM239 36V37H238ZM247 36V35H246ZM22 37V38H21ZM35 38H33V40L34 39H36L37 40V38L39 39V37H37L36 38V36H34ZM81 37V38H80ZM86 37H89V39H86ZM115 39H114V38ZM152 37V38H151ZM155 37H156V39H155ZM160 37V38H159ZM168 37H170V38H168ZM176 37V38H175ZM182 37H183V39H182ZM186 37V38H185ZM188 37V38H187ZM189 37H191V38H189ZM212 37H215V42L213 41V39H212ZM221 37V38H220ZM237 37V38H236ZM243 37V38H242ZM42 38V37H41ZM48 38V39H47ZM51 38V39H50ZM57 38H59L58 40H57ZM60 38H61V40H60ZM65 38V39H64ZM70 38V39H69ZM94 39L93 41H92V39ZM104 38H106V39H104ZM123 38V39H122ZM153 42V40L152 39H155L154 40V44L152 45V47L151 46H149V45H151L152 44V42L149 40V39ZM157 38H159V39H157ZM161 38L163 39V40H161ZM235 38H236V40L238 39V38H240V39H238L237 40V42H236V40H235ZM248 38V36L246 37V39ZM4 39V38H3ZM17 39V40H16ZM96 39H98V40H96ZM101 39V40H100ZM105 41H104V40ZM170 39V40H169ZM200 39V40H199ZM204 39V40H203ZM11 40V41H10ZM13 40V41H12ZM26 40V39H25ZM84 40H86L85 42L82 41ZM104 42H103V41ZM113 40V41H112ZM117 40V41H116ZM121 40V41H120ZM159 40V41H158ZM165 40V41H164ZM184 40V41H183ZM195 40V41H194ZM208 40V41H207ZM209 40H211L212 42H214L213 44H210L209 43ZM222 40V41H221ZM240 40V41H239ZM6 41V42H5ZM21 41V42H20ZM59 41H60V44H59ZM79 41H81V42H79ZM98 41V42H97ZM130 41V42H129ZM143 41V42H142ZM157 41V42H156ZM161 41V42H160ZM167 41H168V44H167ZM169 41H170V43H169ZM178 41V42H177ZM196 41H198V42H196ZM25 42V41H24ZM57 42V43H56ZM68 42V43H67ZM70 42V43H69ZM74 42V43H73ZM113 42V43H112ZM161 43V44H163V46H164V48H163V46L161 45L160 47H159V45H158V43ZM163 42V43H162ZM174 42H176V43H174ZM184 42H186L185 44H184ZM189 44H188V43ZM193 42V43H192ZM200 42V43H199ZM205 42H207V43H205ZM211 42V43H212ZM10 43V44H9ZM13 43V44H12ZM82 45H81V44ZM89 43V42H88ZM87 43V44H88ZM112 43V44H111ZM125 43V44H124ZM131 45H130V44ZM156 43V44H155ZM159 43V44H160ZM192 43V44H191ZM238 43V45L236 46V44ZM239 43H241L240 45H239ZM6 44V45H5ZM18 44V45H17ZM23 44V43H22ZM119 44V45H118ZM121 44V45H120ZM166 44L170 47H168V46H166ZM175 44V45H174ZM179 44H180V46H179ZM195 44V46L193 47V45ZM220 44V45H219ZM242 44H243V47L244 46H246V47H242ZM75 45V46H74ZM82 47H81V46ZM198 45V46H197ZM218 45V46H217ZM249 46V48H248V46ZM56 46V47H55ZM122 46V47H121ZM126 46V47H125ZM145 46V47H144ZM158 46V47H157ZM166 46V47H165ZM172 46V47H171ZM183 46V47H182ZM190 46V47H189ZM76 47V48H75ZM78 47H79V49H78ZM111 47V46H110ZM193 47V48H192ZM236 47H237V49H236ZM238 47H239V49H240V47H242L241 49H243V51L240 49V51H239V49H238ZM58 48V49H57ZM61 48V49H60ZM73 48V49H72ZM87 48V47H86ZM169 48V49H168ZM175 48H177V49H175ZM252 48V49H251ZM5 49V48H4ZM78 49V50H77ZM82 49V50H81ZM88 49V48H87ZM162 49H163V51H162ZM171 49V50H170ZM192 49H193V51H192ZM250 49V51H252V52H248V50ZM261 51H260V50ZM67 50V51H66ZM128 50V51H127ZM142 50V51H141ZM146 50V51H145ZM184 51V50H186V51H184L185 53L183 54V52L182 51ZM188 50V51H187ZM240 53V55L238 54V52ZM5 51V50H4ZM61 51V52H60ZM65 51V52H64ZM70 51V52H69ZM72 51V52H71ZM77 51V52H76ZM123 53H122V52ZM175 51V52H174ZM178 51V52H177ZM195 51V52H194ZM234 51H235V53H234ZM243 53H242V52ZM246 51V52H245ZM87 52V51H86ZM125 52V53H124ZM132 52V53H131ZM136 52V53H135ZM160 52V53H159ZM189 52V53H188ZM227 52V53H226ZM236 52H237V54H236ZM62 53V54H61ZM67 53V54H66ZM71 53V54H70ZM73 53V54H72ZM81 53V54H80ZM135 53V54H134ZM178 53V54H177ZM195 53V54H194ZM87 54H89L88 52H87ZM124 54V55H123ZM140 54V55H139ZM145 54H148V55H145ZM177 54V55H176ZM236 54V55H235ZM65 55V56H64ZM71 55V56H70ZM74 55H75V58H74ZM79 55H81V56H79ZM123 55V56H122ZM127 55V56H126ZM131 55V56H130ZM143 55V56H142ZM145 55V56H144ZM158 55H160V56H158ZM186 57H184V56ZM231 55V56H230ZM84 56V57H83ZM120 56H121V58H120ZM135 56V57H134ZM169 58H167V57ZM241 58H240V57ZM1 58H2V56H0ZM55 57V58H56ZM172 57V58H171ZM174 57V58H173ZM196 57V58H195ZM228 57V58H227ZM246 57V58H245ZM0 58V64L3 62L2 60L4 59H1ZM63 58V59H62ZM70 58H71V61H70ZM74 58V59H73ZM88 58V59H87ZM143 58H145V59H143ZM157 58V59H156ZM193 58V59H192ZM232 58V60H230V59ZM67 59V60H66ZM77 59V60H76ZM82 59V60H81ZM85 59V60H84ZM197 59V60H196ZM54 60V59H53ZM74 60H75V62H74ZM145 60V61H144ZM147 60V61H146ZM154 60V61H153ZM165 60V61H164ZM180 60V61H179ZM184 60V61H183ZM191 60V61H190ZM2 61V62H1ZM25 61V62H24ZM28 61V60H27ZM80 61H82V62H80ZM84 61V62H83ZM125 61V62H124ZM143 61V62H142ZM172 61V62H171ZM173 61H174V63H173ZM182 61V63H180ZM240 61V62H239ZM17 62V61H16ZM15 62V63H16ZM19 63H21V62H24V64H26L27 65V63H29V61L26 63V60H23V61H18ZM77 62V63H76ZM127 62V63H126ZM140 62H141V64H142V66L140 65ZM148 62H149V64H148ZM167 62V63H166ZM19 63H17V64H19ZM65 63V64H64ZM82 63V64H81ZM86 63V64H85ZM121 63V64H120ZM130 63V64H129ZM135 63H138L137 64V66H136V64ZM143 63H145V64H143ZM178 63V64H177ZM187 63H188V66H187ZM261 63L263 64V66L262 67H260L261 66ZM23 63H22V65H24ZM45 66H44V65ZM67 64V65H66ZM119 64V66H116V65H118ZM147 64V65H146ZM153 64V65H152ZM176 64V65H175ZM195 64V65H194ZM236 65V66H234V67H236L234 70H232L234 67H233V65ZM39 65H42V66H39ZM47 65V66H46ZM49 65V66H48ZM56 65V66H55ZM61 65V66H60ZM73 65V66H72ZM171 67H170V66ZM178 65V66H177ZM183 65V66H182ZM197 65V66H196ZM247 65V66H246ZM1 66V65H0ZM21 66V65H20ZM54 66V67H53ZM70 66H71V68H70ZM145 66V67H144ZM149 66V67H148ZM164 66V67H163ZM172 66H174V68L172 67ZM180 66V67H179ZM27 67V66H26ZM38 67H36L37 68V70H38ZM45 67V68H44ZM49 67V68H48ZM51 67V68H50ZM59 67V68H58ZM66 67V68H65ZM116 67H118V68H116ZM128 67V68H127ZM140 67H141V69H140ZM153 67V68H152ZM178 67H179V69H178ZM225 67V66H224ZM223 67V68H224ZM226 67H225V69L224 70H226ZM258 67H260V69L261 68H263V70H261V72H259L260 71V69L258 68ZM1 68V67H0ZM54 68V69H53ZM117 69V72H116V69ZM127 68V69H126ZM138 70H137V69ZM171 68V69H170ZM181 68V69H180ZM186 68V69H185ZM199 68V69H198ZM204 68V69H203ZM222 68V69H223ZM45 69V70H44ZM48 69V70H47ZM113 69V70H112ZM118 69H120V70H118ZM124 69V70H123ZM130 69V70H129ZM133 69V70H132ZM135 69V70H134ZM155 69H157V70H155ZM192 69H193V71H192ZM206 69V70H205ZM222 69H219V71L217 72V74L216 75H218V74H220L219 72H222ZM256 69H257V71H256ZM42 70H43V72H42ZM127 70V71H126ZM132 70V71H131ZM160 70V71H159ZM176 70V71H175ZM178 70H179V72H178ZM194 70L196 71V72H194ZM221 70V71H220ZM223 70V71H224ZM226 70V71H227ZM1 71V70H0ZM46 73H45V72ZM49 71V72H48ZM122 71V72H121ZM143 71V72H142ZM171 71V72H170ZM183 71L185 72V73H183ZM211 71V72H210ZM230 71V72H231ZM55 72V73H54ZM140 72L142 73V74H140ZM144 72H145V74L148 72V74H144ZM154 72H156V75H155V73ZM158 72V73H157ZM162 72V73H161ZM177 72V73H176ZM207 74H206V73ZM210 72V73H209ZM228 72V71H227ZM262 72H263V75H262ZM48 73V74H47ZM51 75H50V74ZM113 73H115V75L113 74ZM118 73V74H117ZM121 73V74H120ZM123 73V74H122ZM182 73V74H181ZM197 75H196V74ZM201 73V74H200ZM222 73H225V72H222ZM249 73V74H248ZM253 73V74H252ZM60 74V73H59ZM125 74V75H124ZM136 74V75H135ZM140 74V75H139ZM158 74H159V77H158ZM167 74V75H166ZM174 74V75H173ZM198 74H200L199 76H198ZM226 74H229L230 76H232V75H234L235 76V74H234V72L231 74V73H226ZM238 74H237V79H240V78H242V76L241 77H239L238 76ZM44 75V76H43ZM47 75V77H45ZM100 75H102V73L100 74V72L99 73H97L96 74V77L98 78V80L99 81H101L100 80V78L102 77V76H100ZM123 77H122V76ZM131 75V76H130ZM144 77H143V76ZM148 75V76H147ZM161 75V76H160ZM163 75V76H162ZM170 75V76H169ZM173 75V76H172ZM184 75V76H183ZM208 75V76H207ZM211 75V76H210ZM223 75V74H222ZM225 75V74H224ZM260 75H262L261 77H260ZM53 78V79H51V77ZM55 76V77H54ZM150 76V77H149ZM157 76V77H156ZM166 76V77H165ZM220 76H221V74H220ZM219 75L217 76L218 77V79H216V78H214L215 80H219V77H220ZM251 76V77H250ZM254 76V77H253ZM126 77V78H125ZM140 79V81H138L139 79ZM153 77H155V78H153ZM163 77H164V79H163ZM174 77H175V80H174ZM185 77V78H184ZM222 77V76H221ZM233 77V76H232ZM236 77V76H235ZM253 77V78H252ZM136 78H137V80H136ZM146 80H144V79ZM165 78H166V80H165ZM169 80H168V79ZM187 78V79H186ZM189 78V79H188ZM192 78V79H191ZM196 78V79H195ZM243 78H242V80H243ZM36 79V80H35ZM46 79V80H45ZM102 79V78H101ZM132 79L134 80L133 82H129L128 83V81H132ZM144 80L143 82H142V80ZM154 79V80H153ZM156 79H158V80H156ZM164 81H163V80ZM233 79H234V77H233ZM262 79V80H261ZM4 80H6V81H4ZM18 80V81H17ZM40 80V81H39ZM50 80H52V82H53V84H52V82L51 83H49V81ZM128 80V81H127ZM168 80V81H167ZM178 80V81H177ZM184 80V81H183ZM244 80H245V78H244ZM243 80V81H244ZM254 80V81H255ZM31 81H32V83H31ZM181 83H180V82ZM234 81H236V79H234ZM233 81V82H234ZM242 81V82H243ZM9 82V83H8ZM46 82V83H45ZM125 82H127V84L125 83ZM142 82V83H141ZM165 82V83H164ZM168 82V84L167 85H169V87L167 86V85H165L164 86V84H166ZM174 82V83H173ZM189 82V83H190ZM193 82V81H192ZM219 82H220V80H219ZM238 82H240V81H238ZM238 82H234L233 84L235 85V84H238V86H240V85H243V84H241V83H238ZM248 82V81H247ZM251 82H253V81H251ZM7 83V84H6ZM15 83V84H14ZM18 83H20V84H18ZM138 85H136V84ZM146 83V84H145ZM148 83V84H147ZM180 83V85H178ZM245 83V82H244ZM254 83V82H253ZM253 83H252V85H253ZM259 83L258 84H254V85H256V86H258L259 85ZM14 84V85H13ZM26 84H27V86H26ZM32 84V85H31ZM47 84V85H46ZM131 84H133V85H131ZM142 85V87H140L141 85ZM162 84H163V86H162ZM172 84V85H171ZM176 84V85H175ZM240 84V85H239ZM247 84H249V82L247 83ZM9 85V86H8ZM43 85H42V88H43ZM55 85V86H54ZM125 85H127V86H125ZM132 86V88H131V86ZM171 85V86H170ZM253 85V86H254ZM259 85V86H260ZM26 86V87H25ZM41 86V85H40ZM52 86H54V87H52ZM135 86V87H134ZM144 86V87H143ZM148 86V87H147ZM152 86V87H151ZM160 86H161V88H160ZM175 86H176V88H175ZM184 86H186V84L184 85ZM184 86H182V87H184ZM237 86V85H236ZM13 87V88H12ZM19 87H20V89H19ZM24 87V88H23ZM31 87V88H30ZM57 89H56V88ZM138 87V88H137ZM261 87V86H260ZM259 87V88H260ZM261 87V88H262ZM7 88V89H6ZM12 88V89H11ZM23 88V89H22ZM50 88V89H49ZM52 88V89H51ZM139 88H141V89H139ZM154 88V89H153ZM166 88V90H164ZM11 89V90H10ZM14 89V90H13ZM16 89V90H15ZM29 89H31V91H29ZM39 89V88H38ZM88 89V90H87ZM119 89V88H118ZM121 89V88H120ZM134 89V90H133ZM146 89H148V90H146V92H145V90ZM153 89V90H152ZM160 89H162V90H160ZM18 90V91H17ZM21 90V91H20ZM55 90V92H53ZM87 90V91H86ZM127 90V91H126ZM129 90V91H128ZM131 90V91H130ZM132 90H133V92H132ZM135 90H136V92H135ZM150 90V92H151V90L153 91V92H148ZM157 90V91H156ZM164 90V91H163ZM174 91V90H176V92L174 93V92H171V91ZM17 91V92H16ZM36 91V90H35ZM84 91H86V93H84ZM89 91V92H88ZM127 93H126V92ZM140 91V92H139ZM165 91H167V92H165ZM154 92H155V94H154ZM159 92V93H158ZM17 93V94H16ZM54 93L56 94L55 96H54ZM113 93V94H114ZM135 93H137L136 95H135ZM138 93H139V95H138ZM142 93H144V94H142ZM149 93V94H148ZM158 93V95H156ZM166 93V94H165ZM174 95H173V94ZM114 94V95H115ZM131 96H130V95ZM134 94V95H133ZM145 94H146V96H145ZM151 94H152V96H151ZM163 94V95H162ZM165 94V95H164ZM169 94V95H168ZM171 94V95H170ZM11 95H12V97H11ZM17 95V96H16ZM28 95V94H27ZM141 95V96H140ZM143 95V96H142ZM25 96H26V94H25ZM24 96V97H25ZM84 95H82V97H83ZM127 96V97H126ZM166 96V97H165ZM260 96V95H259ZM92 97V98H91ZM128 97H130V98H128ZM138 97V98H137ZM140 97H142L141 99H140ZM158 97V98H157ZM262 97V96H261ZM66 99V101H65V99ZM80 98V99H79ZM83 98H85V96L83 97ZM123 98V99H122ZM126 98V99H125ZM145 98V99H144ZM146 98H148V99H146ZM150 98V99H149ZM151 98H152V100H151ZM160 98V99H159ZM166 98V99H165ZM173 98V99H172ZM260 98V97H259ZM10 99V100H11ZM18 99H20V98H18ZM90 99H92V101H90ZM104 100H105V98H103ZM121 99V100H120ZM140 99V100H139ZM142 99H143V101H142ZM262 99H264V95H263V97L261 98V100ZM68 100V101H67ZM73 100V101H72ZM76 100H77V102H76ZM102 100V99H101ZM127 100V101H126ZM128 100H130V102L128 101ZM138 100V101H137ZM145 100V101H144ZM151 100V101H150ZM171 100V101H170ZM89 101H90V103H89ZM150 101V102H149ZM170 101V102H169ZM264 101V100H263ZM11 102V101H10ZM92 102V103H91ZM117 102H119V105H118V103ZM147 102V103H146ZM167 102V103H166ZM82 103V104H81ZM95 103V104H94ZM163 103H165L164 105H163ZM176 103V104H175ZM2 104V103H1ZM68 104V105H67ZM73 104V105H72ZM79 104V105H78ZM89 104H91V105H89ZM106 104V105H105ZM133 104V105H132ZM154 104V105H153ZM159 104V105H158ZM162 104V105H161ZM171 104V105H170ZM173 104V105H172ZM86 105H87V107H86ZM96 105L99 107H96ZM147 105V106H146ZM151 105V106H150ZM157 105V106H156ZM166 105V106H165ZM169 107H168V106ZM177 105V106H176ZM180 105V106H179ZM181 105H182V107H181ZM192 105V106H191ZM193 105H195V106H193ZM2 106V107H1ZM77 106V107H76ZM89 106V107H88ZM93 106V107H92ZM102 106V107H101ZM137 106V107H136ZM153 106V107H152ZM159 106V107H158ZM82 107V108H81ZM95 107H96V109H95ZM124 107V108H123ZM152 107V108H151ZM188 107V108H187ZM192 107V108H191ZM3 108V109H2ZM60 108H61V110H60ZM98 108V109H97ZM156 108H157V110H156ZM162 108V109H161ZM164 108V109H163ZM186 110H185V109ZM202 108V109H201ZM59 109V110H58ZM64 109H66V110H64ZM86 109V110H85ZM94 109V110H93ZM124 111H122V110ZM183 109V110H182ZM5 110V111H4ZM57 110H58V112H57ZM86 112H85V111ZM97 110V111H96ZM115 110H117V111H115ZM159 110H160V112H159ZM171 110V111H170ZM194 110V111H193ZM198 110V111H197ZM4 111V112H3ZM66 111V112H65ZM115 111V112H114ZM127 111V112H126ZM155 111V112H154ZM163 111V112H162ZM167 111V112H166ZM169 111V112H168ZM196 111V112H195ZM41 112V113H40ZM43 112V113H42ZM84 112H85V114H84ZM112 112H114L113 114H112ZM120 112V113H121ZM157 112V113H156ZM166 112V113H165ZM191 112H193V113H191ZM203 112V113H202ZM4 113V114H3ZM7 113V114H6ZM12 113V114H11ZM40 113V114H39ZM45 113H46V115H45ZM58 113H59V115L61 114V115H63V117L60 115L59 117H58ZM64 113V114H63ZM96 113H97V115H96ZM119 113V111H118V115L120 114ZM134 115H133V114ZM136 113V114H135ZM139 113V114H138ZM202 114V115H200V114ZM23 114V115H22ZM38 114V115H37ZM49 114V115H48ZM67 114L69 115V116H67ZM147 116H146V115ZM156 114H157V116H156ZM172 114V115H171ZM6 115V116H5ZM11 115H17V116H15V117H13V116H11ZM23 117H22V116ZM27 117H26V116ZM40 115H41V117H40ZM87 115V116H86ZM90 115H91V117H90ZM116 115H117V113H116ZM115 115V116H116ZM117 115V116H118ZM133 115V116H132ZM144 115V116H143ZM160 115V116H159ZM161 115H162V117H161ZM192 115V116H191ZM209 115V116H208ZM3 116H5V117H3ZM8 116V117H7ZM19 116H20V118H19ZM46 118H45V117ZM70 116H72V117H70ZM85 116V117H84ZM95 116H96V118H95ZM100 116V118H98ZM106 116V117H105ZM114 116V118H116ZM128 116H129V114H128ZM141 116V117H140ZM156 116V117H155ZM197 116V117H196ZM1 117H0V119H1ZM13 119H15L16 117V121H18V122H16V121H13L11 118ZM28 117L30 118L31 117V120L30 121H28L27 119H28ZM40 117V118H39ZM50 117V118H49ZM138 117H140V120H139V118ZM153 117V118H152ZM160 118V120L158 119V118ZM170 117V118H169ZM183 117V118H182ZM9 119L8 121L6 120V119ZM19 118V120H17ZM23 118V119H22ZM35 118V119H34ZM38 118V119H37ZM44 118H45V120H44ZM54 118V119H53ZM57 118H58V120H57ZM89 118V119H88ZM102 118V119H101ZM111 118H113V116L111 117ZM111 118H109L110 120H111ZM130 118L128 117V119L130 120ZM142 118V119H141ZM157 118V119H156ZM173 120H172V119ZM179 118V119H178ZM24 119H26V120H24ZM34 119V120H33ZM47 119V120H46ZM49 119H52V120H49ZM65 121H64V120ZM74 119V120H73ZM75 119H78V120H75ZM85 119H86V121H85ZM167 120V122H166V120ZM176 119V120H175ZM1 120V121H2ZM34 121V123L32 124L31 122H33ZM53 120H54V122H53ZM60 120V122H58ZM63 120V121H62ZM71 120H72V122H75V123H78V125L79 126H77V127H72L71 126ZM93 120V121H92ZM98 120V121H97ZM101 120V121H100ZM106 120V121H105ZM137 120V121H136ZM143 120V121H142ZM145 120V121H144ZM147 120H149V121H147ZM158 120V121H157ZM162 120V121H161ZM170 120V121H169ZM180 120V121H179ZM182 120H184V121H182ZM192 120V121H191ZM195 120V121H194ZM200 120V121H199ZM36 121H40L39 122V124H37V122ZM43 121V122H42ZM45 121V122H44ZM70 121V122H69ZM90 121V122H89ZM111 121H114V119H112ZM140 121V122H139ZM141 121H142V123H141ZM153 121H155L154 123H153ZM159 121H161V122H159ZM173 123H172V122ZM177 121H179L178 123H177ZM194 121V122H193ZM199 121V122H198ZM220 121V122H219ZM223 121V122H222ZM11 122V123H10ZM16 122V123H15ZM21 122V123H20ZM24 122H26V123H24ZM46 122H47V125H48V127H47V125H45L46 124ZM62 122V124H60ZM67 122H68V125H67ZM84 122V123H83ZM88 122V123H87ZM95 122V123H94ZM98 122V123H97ZM135 122H137L136 124H135ZM144 122V123H143ZM149 124H148V123ZM158 122V123H157ZM195 122V123H196ZM204 122V123H203ZM5 123V122H4ZM12 123H15V124H12ZM24 123V124H23ZM36 123V124H35ZM53 123H54V125H53ZM55 123H57V124H55ZM70 123V124H69ZM86 123V124H85ZM105 123H107V124H109V125H105ZM121 123V122H120ZM147 123V124H146ZM163 123H164V125H163ZM201 123H203V124H201ZM212 123V124H213ZM11 124H12V126H11ZM60 124V125H59ZM64 124H66L65 126H64ZM82 124V125H81ZM94 124V125H93ZM99 124H100V126H99ZM102 124V125H101ZM127 124H128V126H127ZM134 126V125H136V126H138V127H136V126H132V125ZM154 124V125H153ZM168 126H167V125ZM21 125V126H20ZM126 126V128H125V126ZM159 125V126H158ZM162 125L164 126V127H162ZM167 127H166V126ZM169 125L170 126H173V127H169ZM190 125H187V126H190ZM218 125V126H217ZM235 124H233V126H234ZM247 125V126H246ZM6 126V125H5ZM51 126H55L56 128V130H54V128L53 127H51ZM57 126H58V128H57ZM60 126L61 127H63V128H61L60 129ZM101 127L100 129H99V127ZM148 126V127H147ZM160 126L162 127V128H164V129H161L160 130ZM225 126V127H224ZM245 126L246 127H248V124H245ZM35 127H37L36 129H35ZM69 127V128H68ZM79 127V128H78ZM91 127V128H90ZM121 127V128H120ZM177 126H175V128H176ZM8 128H10V129H8ZM35 130H37L38 129V131H39V127L38 126H34L33 127ZM49 128V129H48ZM68 128V129H67ZM70 128H71V130H70ZM73 128V129H72ZM106 128V127H105ZM132 128V129H131ZM155 128H157V129H155ZM167 128V129H166ZM175 128L173 129V131L175 130ZM209 128V130H213V127H212V125L210 126V127H208ZM207 128V129H208ZM234 128H236L238 131H236ZM233 128V130H231V133L234 131L235 133H237V132H239V130H243V129H241L240 127H238V126H236L235 125V127ZM6 131H4V130ZM8 129V130H7ZM84 129V130H83ZM89 129V130H88ZM107 129V128H106ZM110 129V128H109ZM146 129V130H145ZM166 129V130H165ZM207 129H206V131H202L201 130V133L202 134H199V133H197V134H199L200 136H198L197 134V136H198V141L196 140V141H194V142H196V143H194L192 140L189 142V144H184L185 146H183L184 148H187V149H192L193 150V148L195 147V149H197L198 151L199 150H201L200 149V147L201 148H203V149H205L207 152H209V150H210V154H212V155H220L219 153H221V155L222 154H225V155H227L226 154V152H224L225 150H224V148L223 147H221L220 146V148H219V145H217L216 146V144H214V143H210V141H209V138H210V136L209 135H211L212 136V134L214 135V133H208V132H210V131H208L207 132ZM220 129H224L222 132L221 131H219ZM228 129V130H229ZM52 130V131H51ZM59 130V131H58ZM103 130V129H102ZM205 130V129H204ZM228 130H227V132H228ZM3 131V132H2ZM10 133V135H9V133ZM48 131V132H47ZM83 131V132H82ZM88 131V132H87ZM138 131V132H137ZM154 131V132H153ZM163 131H164V133H163ZM167 131H171V132H166ZM52 132V133H51ZM56 132V133H55ZM70 132V133H69ZM76 132V133H75ZM79 132V133H78ZM87 132V133H86ZM122 132V133H121ZM137 133V134H135V133ZM146 132V133H145ZM162 132V133H161ZM230 132V131H229ZM241 133L243 132H245V130L244 131H240ZM7 133V134H6ZM58 133V134H57ZM131 133V134H130ZM154 133V134H153ZM4 134H6V135H4ZM63 134V135H62ZM112 134V133H111ZM133 134H135V135H133ZM158 134H160V135H158ZM172 134H173V132H172ZM206 134H208V136L206 135ZM9 135V136H8ZM37 135V136H36ZM51 135V136H50ZM65 135V136H64ZM117 135V136H116ZM153 135H154V137H153ZM157 135V136H156ZM6 136V137H5ZM38 136H39V138H38ZM43 136V137H42ZM59 138H58V137ZM61 136H62V138H61ZM141 136V137H140ZM143 136H145V137H143ZM157 138H156V137ZM32 137H34V138H32ZM37 139H36V138ZM40 137H41V139H40ZM66 137V138H65ZM116 137L118 138L117 140H115L116 139ZM123 137V138H122ZM55 138V139H54ZM109 138V139H108ZM122 138V139H121ZM140 138V139H139ZM153 138V139H152ZM163 138V140H165L166 141V138H164V137H162ZM264 138V137H263ZM48 139H50V141L48 140ZM58 139V140H57ZM111 139V140H110ZM123 139H125V140H123ZM41 142H40V141ZM53 140V142H51ZM119 140V141H118ZM126 140H128V141H126ZM131 140L133 141V144H132V142H131ZM139 140V141H138ZM152 140V141H151ZM201 140V141H200ZM57 141V142H56ZM123 141H124V143H123ZM165 141H163L162 143L163 144H165L167 141H168V139H167V141L165 142ZM29 142V143H28ZM49 142H51V143H49ZM66 141H64V143H65ZM122 142V143H121ZM142 142V143H141ZM165 142V143H164ZM25 143V144H24ZM28 143V144H27ZM32 143V144H31ZM40 143V144H39ZM43 143V144H42ZM58 143V144H57ZM63 143V142H62ZM61 143V146L62 145H64V143L62 144ZM131 143V144H130ZM136 143V144H135ZM140 143H141V145H140ZM144 143V144H143ZM147 145H146V144ZM37 144V145H36ZM49 144V145H48ZM83 144V143H82ZM130 144V145H129ZM148 144H149V146H148ZM167 144V143H166ZM213 144V145H212ZM31 145V146H30ZM48 145V146H47ZM55 145V146H54ZM140 147H138V146ZM187 145V146H186ZM189 145V146H188ZM192 145V146H191ZM204 145V146H203ZM212 145V146H211ZM87 146V145H86ZM124 146V147H123ZM149 148H148V147ZM88 147V146H87ZM129 147H131V148H129ZM135 147H137V148H135ZM142 147V148H141ZM199 149H198V148ZM215 147V148H214ZM38 148V149H37ZM221 148H223V150L221 149ZM6 149H8V147L6 148ZM127 149V147L124 149V150H126ZM131 149V150H130ZM137 149H139V150H137ZM141 149V150H140ZM203 149L201 150V151H203ZM216 149V150H215ZM99 150V151H98ZM101 150H103L102 152H101ZM109 150V151H108ZM144 150H146L144 153H143V151ZM204 150V151H205ZM219 150V151H218ZM97 151H98V153H97ZM127 151V150H126ZM133 151H135V152H133L134 154V156H135V158H133L134 156L131 154ZM136 151H137V153H139V154H137L136 153ZM206 151L205 152H203V153H206ZM212 151H215V152H213L212 153ZM221 151V152H220ZM200 152V151H199ZM218 152V153H217ZM224 152V153H223ZM136 153V154H135ZM109 154V155H108ZM123 154V153H122ZM126 154V155H125ZM147 154V156H149L148 155V153H146ZM96 155V156H97ZM101 155V156H102ZM220 155V156H221ZM112 158H111V157ZM115 156H117V157H115ZM122 157L120 160H121V162H123V163H121L120 162V160L118 159V158H120V157ZM97 157H99V155L97 156ZM104 157H101V158H104ZM124 157V158H123ZM127 157H128V159H127ZM130 157V158H129ZM144 157H146V155L144 156ZM222 157H223V155H222ZM225 157V156H224ZM114 158H115V160L116 161H114ZM123 159V160H122ZM125 159H127V160H125ZM119 160V161H118ZM227 160H230V158H228L227 157ZM130 161V162H129ZM136 161H137V164H136ZM113 162H115V163H113ZM128 164H127V163ZM33 163H35V164H37V165H35V164H33ZM33 163H32V165H34V167L36 166V167H38L39 166V162H37V161H33ZM115 164H119V165H117L116 167H115ZM121 164V165H120ZM126 164V165H125ZM130 164V165H129ZM123 165V166H122ZM128 165V166H127ZM143 167H142V166ZM46 165H42L41 164V166H39V167H41V168H37V170H39V169H42L43 171H51L52 170V165H51V167H50V164H48L46 167H45ZM129 166H130V168H129ZM33 166H32V168H34ZM35 167V168H36ZM135 167V168H134ZM139 167H141V168H139ZM146 167V168H145ZM145 168V169H144ZM257 170H254L257 174H258V176L261 178H259V177H256L257 175H255V178H254V175H251L250 177H248L247 179H240V180H237V182H235L236 180H234V183H237V184H239L240 186L242 185V186H245V187H247V186H249V185H251V182L250 181H253V180H251V179H254V182H252V184H253V186H255L256 188H259L258 190H262V191H260V192H263V190H264V179H262V177L264 178V174L262 173V172H264V167H255ZM254 168V169H255ZM45 169V170H44ZM47 169V170H46ZM132 169V170H131ZM143 169V170H142ZM154 169V168H153ZM154 169V170H155ZM208 169V168H207ZM207 169H205V171L207 170ZM41 170V171H42ZM140 170V171H139ZM162 170H163V172H162ZM142 171V172H141ZM158 171V172H157ZM211 171V169L209 170V173H211L210 172ZM137 172H140L141 174H137ZM148 174H147V173ZM158 173L159 174V176L161 177V179L163 178V175L166 173V175H167V179H165V178H163L164 180H161V179H158V178H156V177H158V174L156 175V177H154L153 175H155V173ZM176 172V171H175ZM212 172H216V173H219L220 171H212ZM260 172V173H259ZM206 173V172H205ZM204 174V173H203ZM214 174V173H213ZM212 174V175H213ZM223 174H225V173H223ZM132 175V174H131ZM141 175H143L142 176V178H141ZM145 175V176H144ZM166 175H164V176H166ZM176 175V174H175ZM205 175H207L206 176V178H202V177H205L204 175H202V176H200L199 178H196V180H199V182H203V180L205 181V182H207L206 181V179L208 178V180H210V177H211V175L210 174H205ZM215 175H218V177L216 176V180H217V182L215 181L214 183H212V184H209L210 186H211V188H209V186H205V187H202V186H204L205 184V182H203V184H201V183H199L198 181V183H196V184H200V186L203 188V189H205V188H208V189H214L215 191H220V192H223V191H225V192H231V190H232V192L233 191H235L234 190V187L231 185V184H233V181H232V178L227 174V176H228V178H227V176L225 177L224 175H222V173H219V174H215ZM140 176V177H139ZM150 176V177H149ZM189 177V174L188 175H186V174H183L182 175V177H183V179H185L186 180V177ZM214 176V175H213ZM253 176V177H252ZM159 177V178H160ZM187 177V180L186 181H188L189 180V178L191 177V179L189 180V182H191V183H193V184H195L194 183V178H192V176H190L189 178ZM139 178V179H138ZM145 178V179H144ZM150 178V179H149ZM153 178H156V179H153ZM230 178H231V180H230ZM251 178V179H250ZM170 179V178H169ZM219 179V180H218ZM250 179V181H248ZM156 182H155V181ZM166 180H168V181H166ZM142 181V182H141ZM153 181V182H152ZM256 181V182H255ZM261 183H260V182ZM169 182V183H168ZM155 183H157V184H155ZM174 183V184H173ZM244 183V184H243ZM263 183V184H262ZM151 184V185H152ZM173 184V185H172ZM208 184V183H207ZM206 184V185H207ZM224 184V185H223ZM165 185V184H164ZM163 185V186H164ZM165 185V186H166ZM218 185V186H217ZM147 186H149V187H147ZM214 186V187H213ZM75 187H76V185H75ZM74 186H72V185H70L69 184V186H68V191L66 192V193H54V192H48L47 193V197L45 198V201L46 202H42V201H40V203L38 204V200H37V202H36V200L35 201H30V202H32L30 205L32 206V208H33V210H35V212H37L38 214H39V212H41V217H40V219L38 218V217H36V216H34V212H32V211H30V209L32 210V208H31V206L29 205V203L28 202H23V201H25V200H20V199H18V198H15V199H13L12 200V202L10 203V202H6V201H3V202H1V205L3 206L2 208H1V205H0V237L2 238H0V240H4V239H6L7 237L6 236H8V238H10V239H12V237L14 238L15 236H16V234H17V238L15 237V239H17L16 241L18 242H16L15 240V242L18 244V246H21V248H22V250L24 251V252H27L29 255H28V259L26 258V262L24 261L22 264H32L33 262V264H36L35 262H37V264H42L43 263V258L42 257H44V251L46 252V248H42V250H43V252H41L42 250H39V253H35V245L34 246H32L33 244L32 243H30L29 242V240H28V238H26L27 237V235L25 234L26 232H22L21 230H20V228L18 229L17 228V226H9V227H7L8 225L6 224V219L4 218V214L2 213V210H6L8 213H11V211L8 209V207L11 209V208H13V209H11L12 211H13V213H11V214H14V215H23L24 217H28L29 219H32V220H34V221H38V223L40 222V224L42 225V226H45V224H46V222H44V221H50L49 219H52V220H55L54 218H55V216H54V204H55V206H58V207H60L62 210H64V211H68V209L70 210V206L72 205V202L75 200H73V198H78V196L80 197L81 195L82 196H85V194H82V193H84V192H82L81 190L79 191L78 189V186L75 188ZM153 187V186H152ZM230 187H232L233 189H231ZM72 188V189H71ZM228 188H230L228 191L226 190V189H228ZM75 189H76V191H75ZM212 189V190H213ZM222 189H225V190H222ZM69 190H74L75 191V193H77L76 195H75V193H72L73 191H69ZM100 190H102V189H100ZM79 191V192H78ZM90 191V190H89ZM101 191H92L91 190V192L90 193H88V195L90 194H94L93 196H90L94 201H96V200H98L99 198H97L96 199V197H98L99 196V193H100ZM51 193H53V194H51ZM104 193V192H103ZM102 193V194H103ZM68 194V195H67ZM71 194V195H70ZM98 194V195H97ZM102 194H100V196L99 197H101L102 196ZM110 194V193H109ZM226 194V193H225ZM56 195H59V196H56ZM60 195H63V196H60ZM65 195H66V197H65ZM111 195V194H110ZM110 195H108L107 196V199H109L108 200V202H109V205L112 207L111 209L113 210V211H115L117 214H121L122 216H124V218H126L127 217V220H132L135 224H136V226H134V227H132V229H124V228H126L125 227V223H123V225H124V227H123V225L122 224H120L121 225V227H120V225H119V223L117 222V220H118V218L117 217H115V216H112L111 217V215L109 216V217H111L109 220L111 221L110 222V227H111V229H112V231L114 232V233H116L117 234V232H118V235H120V238H123V239H125V241H127L128 243L130 242V244H135L139 239H140V241H143V240H145L144 242L146 243V241H148V242H150V241H152V239H153V235H152V233L153 232H150L149 230H147L146 231V227L144 228L143 226V223H141V216H142V214L141 213H143L144 215V217H145V215H146V217H148V219H153L152 217H150V214L147 216V214L148 213H144V212H146V211H144V212H142V211H133V210H129V208H125L123 205H120L119 203V205L118 204H116L117 202H115V198L112 196H110ZM191 195V194H190ZM192 195H194V193L192 194ZM202 194L201 193H199V194H197L196 193V196H201ZM48 196H50V198L48 197ZM76 196V197H75ZM95 196V198H93ZM45 197V196H44ZM59 197H61V198H59ZM59 198V199H58ZM65 198V199H64ZM69 198V199H68ZM17 199V200H16ZM49 199V200H48ZM55 200V201H54ZM63 200H64V203H62L63 202ZM71 200V201H70ZM229 200V199H228ZM18 203H17V202ZM27 201V200H26ZM16 204H15V203ZM23 202V203H22ZM35 202V203H34ZM41 202H42V204H41ZM48 202V203H47ZM51 202V203H50ZM54 202V203H53ZM61 202V203H60ZM66 202V203H65ZM229 202V201H228ZM12 203H14V204H12ZM43 203L45 204V205H47V206H42L43 205ZM53 203V204H52ZM68 203V204H67ZM69 203H71V204H69ZM231 202V200H230V203H229V205L231 206V205H234V203H232ZM4 204V205H3ZM9 206H8V205ZM22 204V208L24 207V209H21V207H20V205ZM23 204H24V206H23ZM29 205V207H28V205ZM37 204V205H36ZM59 204V205H58ZM68 206H67V205ZM50 205V206H49ZM70 205V206H69ZM227 205V204H226ZM229 205H227V206H229ZM14 206V207H13ZM19 206V207H18ZM68 208H66V207ZM122 206V207H121ZM7 207V208H6ZM38 207V208H37ZM52 207V208H51ZM66 208V209H65ZM52 209H53V211H52ZM123 209V210H122ZM16 210V211H15ZM22 210H24V211H22ZM29 210V212H27ZM37 210V211H36ZM126 210H128V212L126 211ZM18 211V212H17ZM31 212V213H30ZM140 212V213H139ZM18 213V214H17ZM29 214V216H27ZM33 214V215H32ZM43 214V215H42ZM40 216V215H39ZM145 217V218H146ZM36 218V219H35ZM116 218V219H115ZM133 218V219H132ZM2 219H4V220H2ZM42 219V220H41ZM45 219V220H44ZM147 219V218H146ZM258 219V220H257ZM257 219H255V220H257L256 222L254 221V223H255V228H257L256 230H258V231H260L261 233L263 232L264 233V220L263 219H261V220H259V218H257ZM6 220V221H5ZM113 220H114V222H113ZM138 220V221H137ZM140 220V221H139ZM3 221V222H2ZM5 221V222H4ZM138 224H137V223ZM259 222V223H258ZM43 223H45L44 225H43ZM262 225H261V224ZM258 224V225H257ZM5 225H6V228H10L11 230H6V228H5ZM54 227L52 228V229H50V232H49V237L51 238V243L53 244V245H55L56 244V247H59V250H61L62 248L61 247H64V249H65V252H63V249H62V252H63V254H62V252L60 253V257L63 259H61L60 257V260H62L61 262H63L64 264H75V262L77 261V259H79V257H80V254L81 253H79V250L76 248L77 247V245L75 244V242L76 241H74V240H77V238L76 239H74V238H71V235H72V232H70L68 229H66L65 227H63L62 225H61V223H60V221L58 222V220L56 219L55 220V223H54ZM57 225V226H56ZM112 225V226H111ZM116 225H118L117 227H116ZM2 226V227H1ZM62 226V227H61ZM113 227V228H112ZM115 227V228H114ZM263 227V228H262ZM15 229V231H13L14 229ZM116 228H118V231L116 230ZM120 228H121V230H122V233H121V230H120ZM134 228H135V230H134ZM259 228V229H258ZM5 229V230H4ZM17 229V230H16ZM64 229V230H63ZM136 229H137V231H136ZM3 230V231H2ZM21 231V233H20V231ZM134 230V231H133ZM2 231V232H1ZM24 231V230H23ZM120 231V232H119ZM5 234H4V233ZM9 232V233H8ZM14 232V233H13ZM17 232V233H16ZM66 232H68V233H66ZM134 232H137V233H134ZM143 233L142 235L140 234L139 235V233ZM147 233V234H146ZM3 234V235H2ZM121 234H123V235H121ZM154 234V233H153ZM5 235V236H4ZM25 235H26V237H25ZM137 235H139V236H137ZM144 235V236H143ZM148 235V236H147ZM65 236H66V238H65ZM102 236H104V235H102ZM101 236V234H100V237H97V240H98V238H101L102 237ZM124 236V237H123ZM143 236V237H142ZM21 237V238H20ZM132 237L134 238V239H132ZM145 237V238H144ZM149 237H152V238H149ZM25 238V239H24ZM70 238V239H69ZM128 238V239H127ZM136 238H137V241H136ZM24 239V240H23ZM27 239V240H26ZM68 239V240H67ZM122 239V240H123ZM244 239H246V240H244ZM13 240V239H12ZM84 240V239H83ZM97 240L95 239L94 241H92L93 243H91V245L92 244H94V242H95V244H94V246L96 245V243H97ZM131 240V241H130ZM249 240H251V241H249ZM253 239H247V238H242V239H240V242L243 244H245L247 241H248V243H247V245H248V248L249 249H258L259 248V246L261 245V243L259 242H256V240H253ZM23 241V242H22ZM66 241V242H65ZM80 241L82 242V238L80 239ZM85 242V241H84ZM84 242H82V243H84ZM134 242V243H133ZM147 242V243H148ZM250 242V243H249ZM254 242H256L255 244H257V245H255V244H252V243H254ZM30 245H29V244ZM240 243V244H241ZM20 244V245H19ZM63 244V245H62ZM65 244V245H64ZM86 244H87V242H86ZM260 244V245H259ZM57 245H60V246H57ZM246 245V244H245ZM93 246V245H92ZM123 246V245H122ZM149 246V245H148ZM254 246V247H253ZM28 247V248H27ZM258 247V248H257ZM23 248H26V249H23ZM66 248H67V251H66ZM69 248H70V250H69ZM149 248H151V246L149 247ZM59 250H57V251H59ZM68 251H69V253H68ZM123 251H125V253H127L126 252V250H124L123 249ZM38 252V251H37ZM74 252V253H73ZM43 253V254H42ZM67 253V254H66ZM77 253V255H75ZM35 254V255H34ZM39 254V255H38ZM42 254V255H41ZM62 254V255H61ZM71 256H70V255ZM74 256H73V255ZM79 254V255H78ZM128 254V253H127ZM124 255H126V254H124ZM68 256V257H67ZM128 256V257H127ZM126 256V258H127V260H128V263L130 264V263H132V264H137L136 262L134 263V262H132V260L134 261V259H132L131 260V256H129V254ZM64 257V258H63ZM71 257V258H70ZM131 257V258H130ZM128 258H130V259H128ZM30 259V260H29ZM33 259V260H32ZM67 259V260H66ZM66 260V261H65ZM72 260H73V262H72ZM129 260H130V262H129ZM33 261V262H32ZM39 261H41V262H39ZM28 262V263H27ZM72 262V263H71ZM180 261L179 260H177V262H176V264H181V262L179 263Z\"/></svg>",
	"mask_w": 264,
	"mask_h": 264
}]
</instances>
